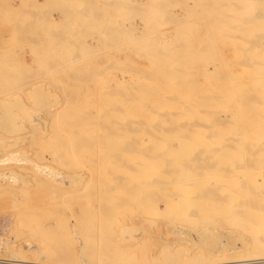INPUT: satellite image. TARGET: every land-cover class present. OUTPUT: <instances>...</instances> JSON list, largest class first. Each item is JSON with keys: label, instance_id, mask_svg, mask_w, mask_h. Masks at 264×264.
Wrapping results in <instances>:
<instances>
[{"label": "rangeland", "instance_id": "rangeland-1", "mask_svg": "<svg viewBox=\"0 0 264 264\" xmlns=\"http://www.w3.org/2000/svg\"><path fill=\"white\" fill-rule=\"evenodd\" d=\"M40 1H43V0H40ZM91 1L93 2V0H89L87 2V4H89V5L86 6V8L88 7V9H90V10L86 9V11H88L89 13L86 12V15L83 17L81 22L78 23L81 25V28L83 29V31L86 29L85 30L86 32H83L81 30L83 32V35L85 33L86 34L84 36H81L80 40L86 42L87 44L90 43L89 46L91 45L90 46L91 48H94V46L97 47L98 45H96V43L98 42L97 44H99V41H101V44H103V47H105L104 49L105 50L108 49L106 51L111 52V54H110L111 57H109V59L105 58L107 56L104 54L105 52H103V51H105V50L103 49L101 44L100 45H101L102 49H101V47L91 49L92 53H90V51H88L89 57L86 56L87 54H84L82 56L83 60L81 62L84 64L82 65V64H80L81 62L79 63L80 66L85 67L86 70H84V71H85V73L87 72L89 75L86 78L81 77L80 79H81V81L86 82L88 85L86 84L84 86H78V87L70 86V87H68V86H60V85L57 86L54 84V82L57 83V82H59V80L63 81V78H65L64 82L71 81L72 77L70 79V76H73V74H71L73 72H68L67 69H70L73 64L62 63V66H66L65 68L62 67L65 70H62V68L60 67L61 69L57 71V72H59L58 73L59 76L58 75L54 76V74L50 70L47 71L44 64L39 59H40V57H42V54L44 51L43 47L46 48V46H47V43H48V42H46L47 39H50L49 35H50V37L56 36L55 37V39H56L58 37V35L61 36L62 34H65L67 31H71V29L69 30L68 27H63L62 29L59 28L58 32H57L56 31L57 29L54 30L51 28V26H49L48 21H47L48 18H45V17L42 18V17H40L41 15L36 16V17L30 16V18L29 17L26 18L27 11H29V12L33 11V13L31 12L30 14L37 13L35 11V9L31 7V5L26 4V2H28V0L27 1L26 0H23V1L22 0H19V1L18 0H0V8H1L0 9L1 10L0 11V60H1L2 64L4 65L3 67H0V73L6 74L7 76H8V74L10 75L9 77H6V81L10 82L9 86L7 85V87H6L7 90L5 93L7 95L4 93L5 89L0 90V99H1L0 104H2L1 105L2 107H0V123H1L0 132L2 134V135L0 134L1 135L0 136L1 137L0 138V155H1V157L2 156L4 157L7 154H9V156H11L10 154L14 153L13 154L14 158L15 157H20V158L22 157L23 159H26L27 161L30 160L28 163H27V161L24 160L25 164L23 163L21 165L22 167L15 166V163L17 160L14 158L10 162L6 161L5 164H4V162H0V171L3 172L5 170L8 172V174H7L8 176L5 175V177H0V184L7 183L8 181L11 183L12 179H11V181H10V179H8L9 175L11 174L12 170L13 171L16 170L15 172H13L14 175H13V173L11 175L14 177V179L17 178V181L20 180L22 182V183H20L18 181L20 186L26 188L25 191H21L20 189L16 190V193H15L16 194V196H15L16 201H14L12 199V196L10 193V188L8 189L4 186H0V229H2V232L0 233V257L8 258V257H11V255H13L15 253L16 255H22L24 257H27L26 258L27 260H37L38 256L40 257L43 255L44 257L45 256L51 257V258H48L47 260H43V261L62 262L63 264L64 263L65 264H84V263L85 264H165V263L167 264V263L171 262V261H169L170 255L167 256V253H169L171 251L172 252L173 251H180L181 252V250H183V252H184V253L182 252L183 255L181 254L182 258L184 257L182 259V261L186 258L189 259L188 261L193 260V258L191 259L189 256H185L186 251H188V252L189 251L190 252H200V250H201L200 253H202V251H203L202 254L203 255L205 254V256H202V258L205 257L207 259V257H208V259H209V257L211 256L210 258H212V257L217 258V259H215V260H217V262H220V261L225 262L226 260L228 262L229 261L233 262L236 260H241V258H243V261H244V259L245 258L247 259V257L248 258L251 257V259H253V258L258 259L259 256L260 257L264 256V253H262V252H264V249H262V248H264V246H262V245H264V230H262V229H264V227L261 228V224L264 225V221H262V223L259 226H258L259 223L258 224L256 223L257 226L254 223L253 224L254 226H253V225H251L252 224L251 222L249 225V223L247 224V222L242 220V219L246 218V217L242 218L243 217L242 214L244 216H246L248 213H249L250 217L247 215L248 217L246 219H250L252 217H255L254 219H257L258 217L259 218L261 217L262 219H260V220H264V217H262V216H264V206H262V204H264V203H262V202H264V182H262V181H264V179H261L262 176L259 175V174L264 175V161H261V160H264L261 157V154H262V156H264V150H262V149H264V143H261L264 141L260 140L261 137L264 138V133H262V132H264V126H262V125H264V122H260L261 119H262L261 121H264V99H262V98H264V48H260L261 46H264V28H260V26H258V27L253 26L254 29L252 30V32H254V33L253 34L249 33V31H250L249 29H250V27H252V23L250 21V18L254 16V13L257 14V16H261L260 11H262V8H264V0H256V2H255L256 5H254L252 7L253 11L245 14V17L248 18L246 20H236L238 17H244V16L243 15L241 16L238 13H236L235 2H233V1L228 2L225 0H214V2L210 3L208 10H211L210 13L212 15L209 13V11H207V13L203 12V8L199 4L196 5V3L199 0H171V1L170 0H114V1L113 0L112 1L111 0H96L95 2H97L98 5H95L96 3L93 2L94 6L91 5L92 4ZM109 1H111L113 4L108 5ZM119 1H120V3H118ZM210 1L211 0H209V2ZM220 1L224 2L225 4H223L219 8L218 3ZM231 2H232V5H231ZM257 2H259V3L257 4ZM261 4H262V6H261ZM188 6H190V7H188ZM109 7L111 8L110 18L106 21H103L104 16H102V14L104 11L108 12L107 9H109ZM52 9H53V7H51V6L48 8V10H52ZM5 11H7L8 14H3ZM93 11L95 13V15L93 14L94 16L92 15ZM16 13H17V15H16ZM51 13L59 21L60 20L64 21L63 18H61L63 16H62V14H60L59 11L53 9V12L51 11ZM197 13H199V15ZM203 14H204V16H203ZM3 16H5V17H3ZM178 16L180 18L181 17H185V18H182V19L179 18V21L177 22L176 20L178 18H176V20H174V18L178 17ZM209 17H211V19ZM219 17L221 18V20H224V17H225V19H229V20L221 21ZM204 18H205V20H204ZM207 18H209V19H207ZM217 18H218V21L215 20ZM39 20H40V22H39ZM196 20L199 22H197ZM102 21L104 22L103 24L105 26L102 28L96 27L99 24H101ZM190 22H191V25H190ZM235 25H236V27L233 28ZM35 27H37V29ZM71 27L73 28L72 25H71ZM71 27H69V28H71ZM125 27H126V29H125ZM129 27H131V29H129ZM31 28L33 29L32 31H30ZM132 28H134V29H132ZM135 28H136V30H135ZM212 28H213V30H212ZM97 29H98V31H96ZM108 29H111V35L112 36L110 37V35H109V37H101L100 36L101 33L107 32ZM244 29H246L248 31V34L246 36H244V31H243ZM205 31L210 32V34L207 33V37L209 38V41H210L209 42L210 43V49H208V50L207 49L205 50V48L202 49V47L196 45L198 42L197 39L200 38L201 34L202 35L205 34ZM214 31H216V32L214 33ZM62 32H64V33H62ZM211 32H213V34H214V36L212 34V37L215 39H218V40H219V38L225 37V36L228 38L230 36L232 37L234 35L239 36L241 44H239L238 49L241 50L243 54L241 53V51L237 52V46L234 44V42L229 44L232 48L228 45L229 47L223 46V48L226 47L227 50H226V48L224 49V51L218 50L220 48L221 49H223V48H222V46L213 44L216 40H213V38L210 36ZM53 33H55V35ZM198 33H200V35L197 36ZM39 35H41V36H39ZM67 35H68L67 40L69 39L70 41H72L73 39H71L72 37L70 36V34H67ZM96 35H97V37H96ZM26 36L28 38H26ZM30 36H31V38H30ZM215 36H217V37H215ZM68 37H70V38H68ZM93 37L96 38L95 39L96 41L94 40ZM98 37L99 38L101 37L102 39L100 38V40L97 41L99 39ZM196 37H198V38H196ZM84 38H85V40H84ZM165 38L169 44H171L172 42H175L176 44H180L183 47V51H185V53L182 54V57H183V55H184V57L186 56L185 54H186L187 49H193L195 51V54H193L194 61L189 63L186 60L182 59L183 61L180 60L178 63L174 62L175 69H170V67H169L170 58L169 57L171 55L167 54L169 51L168 48L170 49V45H169L167 48L163 47L160 50V52L163 53V55H164L163 57L169 58L168 59L169 61L165 60L164 62H161V63L152 62V57H154L152 54V53H154V51H153L154 45L156 44V42L158 40L165 39ZM31 39L35 40V41H31V43L33 44L35 49H33V47L29 44V41ZM252 39H253V42H252ZM136 40H138V44H136V42H137ZM212 41H214V42H212ZM72 42L75 43V40ZM195 42H196V44H195ZM74 43H70V44L67 43L68 45L66 44L67 46H66L65 50L66 51H74L73 50L75 47L73 45ZM190 43H192V44H190ZM254 43H255V45H252ZM259 43L261 46L259 45ZM92 44H94V46ZM192 46H198V47H196V49H195ZM217 46H219L220 48ZM253 46L255 47V49ZM7 49H9V50H7ZM19 49H21V50H19ZM99 49L101 51L103 50L102 51L103 53ZM109 49H111V50H109ZM213 49L218 51V52L214 51ZM10 50H12V51H10ZM95 50H97V51H95ZM98 50L102 54H104L105 56L103 55L101 57L102 54L99 53ZM232 50L234 52H232ZM208 51H210V52L213 51L212 52L213 55ZM223 52H224V54H223ZM208 53H210L211 55L210 54L209 55L212 57L206 56V55H208ZM218 53H220V55L222 54L223 59H222V56H220ZM237 53L239 54V56ZM8 54H9V56H8ZM20 54H22V56ZM18 55H20V56H18ZM215 55L218 56L219 58L217 57V59H216ZM15 56H17V58L19 60ZM241 56H243V60L241 59L242 58ZM244 56L245 57L247 56L246 58H248V59L245 60ZM91 57H92V59L89 60V58H91ZM177 57H179V56H177ZM206 57H208V58H206ZM209 58H211V59H209ZM10 59H11V61H9ZM14 59H17L18 61L14 60ZM22 59L26 63V66L21 65V63L19 62ZM86 60H88V62ZM102 60L103 61L105 60L104 61L105 63ZM109 60H110V62H109ZM220 60L222 61V64H223V62H226V61H227L226 63H228V62L230 63V64L228 63V66L226 65V63L224 64V66L221 65L223 67L221 68L222 71L220 73H223V71H225L223 74H219V72H217V71H220V68H215V67H219L218 65L221 64ZM211 61H212V63H211ZM217 63H218V65H217ZM69 64H71V65H69ZM213 64H215V65H213ZM107 65H109L108 68H107ZM225 65L227 67H230V68L227 69ZM252 65L256 67L254 73L257 76H255L256 78L253 77L254 79H256L255 81L252 78V76L249 75L250 73H252V71H250V67ZM67 66H68V68H67ZM112 66L113 67L117 66V67H115L113 69ZM119 66H121V67L123 66L122 69L124 68L125 70L123 69V71H122L121 67H119ZM158 66H162L164 69L159 68ZM137 67H141L142 70L141 69L136 70ZM178 67H179V69H178ZM224 67H225V70H224ZM202 68L203 69L208 68L206 71L207 75L205 73H203V72H205L204 71L205 69L203 70ZM213 68H215V69H213ZM137 69H139V68H137ZM39 70L44 71L43 75L47 72L48 73L43 76L42 71H39ZM97 70H99V71H97ZM101 70H102V72H101ZM120 70H121V72H123L122 74L120 73ZM227 70L231 71L230 73H228L229 78H228V74H225L228 72ZM234 70H236V71H234ZM162 71H164V72H162ZM60 72L63 74L60 75ZM180 72H184V73H180ZM161 73H168V78H166L167 76H165V77L161 76L160 75ZM194 73H196V74H194ZM143 74H145V77ZM176 74L178 77H176ZM192 74H193V76H192ZM224 74H225V76H224ZM241 74L244 75V82L242 84H244V83L247 84L246 89H244L245 91L242 90L241 93L243 92L246 95L245 97L248 99L242 98L244 96L243 93H242V95H243L242 97H241V95H238L236 97L235 92L234 93L232 92V91H235L237 88H238L237 90H241V88L242 89L244 88L245 84H244V86L241 85L242 87L241 86L235 87L236 86L235 85L234 89H232L233 88L232 85H233V83L236 82V79L238 78V76L239 77L243 76ZM194 75L197 79L194 78ZM219 75H221V76H219ZM29 76L31 77L30 79L28 78ZM60 76H61V78H60ZM112 76H114V78H112ZM138 76L139 77L142 76V77H140L141 79L138 78ZM203 76L208 77V79H210V80L205 79V77H203ZM230 76H231V78H230ZM236 76H237V78H235ZM245 76L247 78L251 77L253 79L252 81H254V82L250 81L251 78H249V81L252 82V84L249 83V81L247 80V78ZM23 77H25V78H23ZM33 77H37V78L33 79ZM52 77H53V79H51ZM191 77H193V78L191 79ZM218 77H223V79H225V81L222 78H218ZM7 78H8V80H7ZM211 78L215 82H213L211 80ZM259 78H260V81L258 80ZM54 79H56V81ZM66 79H67V81H66ZM80 79H79V81H80ZM202 79L203 80L205 79L204 81H206V80H208V81L204 82V81H202ZM214 79H216V80H214ZM17 80L20 81L21 85H20V83H18ZM25 80H26V82H25ZM42 80H44V81H42ZM193 80L195 82L197 80L200 81V83L203 82L202 83L203 87L201 85H200V87L197 86L199 83L197 82V85H196V83ZM220 80H222L223 82H221ZM21 81H24L25 84H22ZM27 81L30 84L27 83ZM118 81L122 82L123 84L118 85L117 84ZM38 82H40V83H38ZM42 82H43V84L44 83H47V84L50 83L48 86H47V84L45 86V87H48L47 90H49L50 92H48V93L43 92L44 90H46V88L43 87L44 85L42 84ZM212 82H213V84H210ZM51 83L54 84V86L51 85ZM95 83H97V84H95ZM205 83H206V85H205ZM229 83L232 84V85H230V86H232V87H230L232 91L231 90L228 91ZM131 84H133L132 86H135V87H132ZM32 85H34L35 87ZM94 85H96V87ZM111 85H113V86H111ZM30 86L34 87V88H31ZM108 86H110V87H108ZM10 87H13V88L11 89ZM24 87H27V88H24ZM28 87H30V88H28ZM220 87H222V88H220ZM202 88H204V91L205 90L207 91L208 89L210 90L211 88L213 90L211 89L212 92L210 91V94H208L209 92H207V94H206L205 93L206 91L204 92L202 90ZM218 88H220V89L217 90ZM25 89H27V90H25ZM62 89L66 92L68 90H72V91L76 90L77 92L74 95H67L62 91ZM89 89H90V93H88L87 96L84 95L83 93L87 90L89 92ZM136 89H138V90H136ZM195 89L197 91L198 90L199 91L194 93ZM215 89H216V91H215ZM30 90H31V93H30ZM97 90H98V93H97ZM201 90L207 96L209 95L210 99H212V100H210L206 95L203 96V93L200 92ZM222 90H224L223 92H225V94L220 93ZM7 91L9 93H12V94H8ZM20 91H21V93H20ZM107 91L110 93H106ZM114 91H117V92H114ZM128 91H130V93ZM142 91H144V92L142 93ZM145 91H146V93H145ZM183 91H185V92L183 93ZM192 91H194V92H192ZM93 92H95L96 95ZM178 92H180L181 94H179ZM215 92L218 93V94L217 93L216 94L219 97H216L217 95H214ZM247 92L251 93L255 97L250 98L251 95L248 94ZM227 93H228V95H227ZM20 94H21V96L19 98L18 95H20ZM163 94L164 95L166 94L165 97L168 96L167 100ZM182 94H183V96H182ZM196 94H198V95L200 94L201 97L196 95ZM1 95L2 96L4 95V96L2 97ZM8 95H10V97ZM210 95L212 96V98ZM223 95H227L228 97H231V98H233V97L236 98L235 100L233 99L234 100L233 104L235 103V101L238 103L233 105L232 102L231 103L229 102L228 97L223 96ZM16 96H18L17 97L18 99H21L23 97L22 101L21 100H18V101L17 100H10V99H14V98L17 99ZM100 96H103V97H100ZM213 96L217 99L215 100V98H213ZM239 96L242 98L241 99L242 102L239 101L240 100ZM4 97L6 99L3 100ZM147 97L150 100L149 102H147L148 101ZM192 97H194L195 101L192 99ZM203 97H206V98L204 99ZM56 98H58L57 101H56ZM70 98H73V99L75 98L78 100L73 101V99H70ZM83 98H92L94 100L93 101H91L90 99L89 100H83ZM99 98H109V101L105 102L103 100H96ZM121 98H125V101L123 100L124 102H122L121 100H119ZM155 98H157L156 101L157 100H162V101L161 102L157 101L158 102V104H157V102H153V100L155 101ZM158 98H161V99H158ZM168 98H169V100H168ZM170 98H171V100H170ZM177 98L178 99L180 98L179 100H180V104L181 105L183 104L182 106L179 105V103H178L179 101ZM186 98H187V100H186ZM189 98H191L192 100ZM196 98H198L197 101H196ZM202 98L204 101L202 100ZM231 98H229V99H231ZM256 98H258L260 101ZM8 99H9V101H8ZM117 99H118V101H117ZM151 99H153V100H151ZM174 99H176V101ZM207 99H208V101H210L209 103H207V101H206ZM243 99H244V101H243ZM23 100H24V102H23ZM257 100H258V103H257ZM86 101L88 103H86ZM164 101H165V103L167 101L168 104L167 103L166 104L168 105V107H169V105L171 108L173 107V109L175 110L174 111L172 109L174 111V114H171L173 112L169 111V110H171V108H168V109L166 108L167 105L165 106ZM170 101L172 102V104L169 103ZM174 101H175V103H174ZM198 101H201V102H198ZM214 101H216L215 107L213 106V104H212V106L207 105V104L215 103ZM8 102H10V103L12 102V103L10 104ZM143 102H146V104L143 105L144 104ZM192 102H194L195 105L192 104ZM246 102H248V103H246ZM136 103L137 104L139 103L138 107H136L137 106ZM154 103H156L157 105ZM161 103L164 105V107L161 106L162 105ZM176 103H178L179 106H177ZM198 103L200 105L197 106ZM241 103H243V104L241 105ZM3 104H5V105H3ZM74 104H75V107H74ZM81 104L84 108L79 106ZM147 104H148V106H146ZM218 104L220 106H218ZM230 104L233 106H231ZM251 104H254L256 106L252 105V107H251L250 106ZM77 105H78V107L76 108ZM114 105H115V107H117V106L118 107L116 109H114L115 108V107L113 108ZM131 105H134L133 108ZM139 105H140V107H139ZM155 105L158 107H156ZM159 105H160V108H159ZM247 105L250 106L252 111L250 109L247 110L249 107V106L247 107ZM7 106H9V107H7ZM209 106H210V108H208ZM240 106H242V108ZM64 107H65V109H64ZM108 107H109V109H108ZM126 107H128V108H126ZM177 107L178 108L183 107L185 110L183 108H181V109L179 108L180 109V111H179V109ZM204 107H205V109L202 110L201 108H204ZM220 107H222L221 111L225 109L223 111L224 113L219 111ZM255 107H257V108H255ZM15 108H16V110H15ZM134 108H136V109H134ZM137 108L139 110L144 111V112H140ZM142 108L147 109V111L143 110ZM175 108H177L178 111ZM199 108L202 111L199 110ZM216 108H217V110H216ZM227 108H229V110H231L233 112H231V111L228 112ZM207 109H208V111H211L213 109L215 112L213 110L211 112H208ZM234 109H235V111H234ZM245 109H246V112H244ZM254 109H255V111H254ZM164 110L165 111L168 110V112H166V114H165ZM158 111H163V113L158 112ZM126 112H127V115H126ZM157 112H158V114H157ZM86 113L92 114V115H90L91 118L89 116L90 121L87 119L88 116H86L87 118L85 116H83V115H86ZM115 113L118 114L117 115L118 119H117V117H115L116 115L114 116ZM130 113L132 115H130ZM134 113H135V115L133 117ZM144 113L147 115L149 114L148 115L149 117H147ZM150 113H152V115ZM161 113L164 115H162ZM243 113L246 114L245 115L246 118L243 115ZM253 113H254V117H252ZM13 114L15 116H13ZM79 114H81L82 116L80 117ZM229 114H231V115L229 116ZM237 114H238V116H240V118L237 117ZM68 115H72V116H69V118H68L67 117ZM208 115H209V117H208ZM242 115L244 118L242 117ZM150 116H151V118H150ZM249 116H251V117L249 118ZM255 116L258 118H256ZM42 117L44 118V120ZM74 117L77 118V121L74 120L75 119ZM159 117H161V118H159ZM172 117H175V118H172ZM260 117H261V119H260ZM39 118L41 119V121ZM126 119H127V121H126ZM166 119H168V120H166ZM9 120L13 124L9 123ZM78 120H81L80 123ZM114 120H116V121H114ZM154 120H156V121H154ZM193 120L195 121V124H192V123H194ZM75 121H76V123H75ZM180 121H182V123H180ZM199 121H200V123L202 122L203 125L200 123L198 125L197 122H199ZM221 121H223V122H221ZM257 121H258L257 126H259V127L256 126ZM124 122H126V126L128 125V123H129V125L126 127ZM156 122H158V123H156ZM178 122L181 124V126L179 125ZM254 122H256V123H254ZM19 123L22 125H20ZM36 123H37V125H36ZM41 123H42V125L44 124L42 127H41ZM205 123L208 125H206ZM244 123H245V125H244ZM115 126H116V128H115ZM162 126H164V129ZM167 126L168 127L170 126V128H168ZM173 126H175V127H173ZM8 127H9V129H8ZM161 128H162V130H161ZM165 128H168V129L165 130ZM243 128L245 130L250 129V131L245 132L243 130ZM251 128H252V131L257 129L258 132H257V130H255V132H252ZM56 130H57V132H56ZM70 130L72 132H70ZM74 130H76V131L74 132ZM111 130L113 133L111 132ZM61 131H63V132H61ZM109 131L111 132V134H109L110 133ZM60 132H61V135L63 134V136L59 135ZM76 132H77V134H76ZM238 132H239V134H238ZM240 132H241V134H240ZM243 132H245V133L243 134ZM247 132L249 134H246ZM250 132H252V133H250ZM103 133H104V135H103ZM253 133L255 134L254 137L251 136V134L254 135ZM256 133L257 134L261 133L258 135L260 138L256 137V135H257ZM95 134L98 137L95 136ZM105 134H106V136H105ZM206 134L208 136H206ZM213 134H215V135H213ZM245 134H246V136L247 135L248 136L250 135V136L245 137L244 136ZM20 135H21V137H19ZM22 135L25 136V138L27 135V138L25 139ZM14 136H17V137H15L16 140H13V142H12V140H10V139L14 138ZM44 136H46V138H44ZM66 136H67V138H66ZM70 136L73 139H74V137H76L75 139H78L82 143L81 142L77 143V140L76 141L73 139L70 140L71 139ZM92 136H94L93 140L99 139V141L101 140L104 142V140H105L106 142L102 143L100 141V145H99V141L95 142L96 141L95 140L94 141L95 143H94V142H92L93 141ZM108 136H110L111 138H114V141H113V139L111 140V138ZM219 136L222 137L223 139L219 138ZM236 136H238L237 141L235 140L237 138H232V137H236ZM7 137L11 142L9 140H6ZM40 137L42 140L43 139L44 140L42 141L40 139ZM47 137H49V138H47ZM78 137L79 138L83 137L84 138L83 141H82V139H79ZM118 137L119 138L121 137V138L117 140ZM243 137H244V139H243ZM217 138H218V140H217ZM249 138L254 142L255 141L256 142L261 141L259 143L262 145V149H261L260 144H259V147H257L258 144L255 142L253 145L254 147H253L252 141L247 140V142L249 141L248 144L251 145V146L249 145L251 147V149L252 148L257 149V150L252 149V151L254 150L257 152L254 153V151L252 152L250 149H248L247 147H249V146H248L245 139H249ZM45 139H46V141H45ZM68 139L70 140V143L68 142ZM122 139H124V141H123L124 143H126L125 141H127V142L129 141L130 143L128 142L126 144V147H125L124 144L122 143ZM220 139H222L221 143L223 145L227 142L229 145L226 143V146H228V147L232 146V149L226 148V147H221L223 145L219 146L221 144L219 141ZM231 139H232V141H231ZM253 139H255V140H253ZM2 140H3V142H2ZM5 140L9 141V142L6 143ZM184 140H185V143L183 142ZM189 140H190V142H188ZM216 140L219 143H217ZM233 140H235V141H233ZM241 140H243V143L245 144V147L244 146L243 147L248 149V151H246V149H244L245 153H243L244 152V150H243V152L241 153L242 155L239 154L242 151L240 148H243L242 145H244ZM262 140H264V139H262ZM27 141H29V142H27ZM39 141H41L42 143L41 142L39 143ZM229 141L231 144L229 143ZM240 142L242 143V145ZM68 143H69V145H68ZM72 143L74 144V146ZM75 143H77V144H75ZM119 143L120 144L122 143L121 145H123V146H121V148L119 147L120 146ZM179 143H181L183 145L180 146ZM234 143H236V144H234ZM79 144H80V146H78ZM116 144H119V146L118 145L116 146ZM255 144H256V146H255ZM32 145H35V146H32ZM52 145L53 146L58 145V146L53 147ZM111 145L113 147H115V149H113V147ZM127 145H128V147H127ZM129 146H130V148H129ZM184 146H185V148H184ZM25 147H27V148H25ZM30 147H32V148H30ZM56 147H60L62 149V150L60 149V151H59L60 155H59V152H58V154L55 153L54 149ZM70 147H72L73 149L71 150ZM93 147H94V149H93ZM103 147H105L106 150H105V148L102 149ZM117 147H119V148H117ZM123 147H124V149H122ZM132 147H134V148H132ZM79 148H80V151H79ZM86 148H88L90 150H88ZM224 148H226V150ZM6 149L10 153L9 152L6 153L5 152ZM33 149H35V151ZM81 149H83V150H81ZM107 149H109V151L107 152L108 155H107V153H105V151H107ZM112 149L114 151H112ZM121 149L124 151H122ZM196 149H197V151H199L200 154H198L197 152H194V151H196ZM229 149H231V151ZM91 150H93V151L90 152ZM102 150H104V151H102ZM228 150L230 151V155L232 153L231 157L236 156L234 159H236L238 157L237 158L238 161H236L237 159L235 161H231L233 158H228V157H230V155L228 154V152H229ZM258 150H260L261 152H259ZM23 151H24V153H28V154L25 155L23 153ZM38 151H39V153H38ZM76 151H77V153H76ZM88 151H89V153H88ZM98 151L99 152L101 151L102 154L105 153V155L109 159L108 158L106 159V156H103L104 154L101 156V153H99ZM222 151H223V154L227 151L226 152L227 156L229 155L228 157H225L226 156V153H225V155L222 156L223 160L228 158V160L227 161L225 160V162L222 159H221L222 161H219V159L222 155V154H220V152L222 153ZM15 152H17V153H15ZM20 152H21V155H19ZM124 152H126V153H124ZM192 152L195 153V154L193 153V155L195 157L192 155ZM92 153H94V154L99 153L98 158H97V154L95 155L96 156L95 157V156H93L94 154H92ZM253 153L255 155L259 154V157L254 156ZM35 154H37L38 156L40 155L39 156L40 158L37 155L35 156ZM149 154L151 157L152 156L153 157L151 158L149 156ZM203 154H205V156ZM208 154L210 156H207ZM23 155H25V156H23ZM57 155H58V157H57ZM251 155H253V159L255 161H253L251 159V157H252ZM110 156H113V157H110ZM114 156L116 158H114ZM191 156H192V158H191ZM34 157L39 158V159H36L37 161H35ZM128 157L130 158V160ZM240 157H242V158L248 157V160L246 159V161L248 163ZM254 157H256V159ZM32 158L34 161V165L36 162H37V164L39 162V164L38 165L36 164L34 166L33 162H32ZM259 158H260V160H259ZM61 160H63V161H61ZM64 160H66V161H64ZM213 160H214V162H212ZM249 160H250V165H249ZM21 161H23V160H21ZM201 161H204V162L200 163ZM205 161H207V163ZM30 162H31V164H30ZM195 162H196V164H195ZM218 162H220V163H218ZM236 162H238V163H236ZM209 163L211 165H209ZM226 163H227V165H226ZM10 164L14 165V166L5 168L6 165H10ZM202 164L203 165L206 164V167H207V165H209V166L207 168L200 167V166H202ZM214 164L216 165V167ZM245 164H246V166L244 168ZM46 165L49 168H51L50 170L52 172L51 173L52 175L50 174V175L44 176V178L46 179V180H44V179L39 178V177H41L40 176L41 174L39 172L40 171L39 167H43ZM92 165H94V166H92ZM158 165H160V166H158ZM219 165L220 166L222 165L223 167L222 166L220 167ZM37 166H38V168H37ZM224 166H226V167H224ZM229 167H231V168H229ZM92 168H93V170H90ZM195 168H198V169H195ZM221 169H223L225 171L228 170L227 172H229V173L226 172V174H225L224 173L225 171H223ZM232 169H233V172H232ZM246 170H247V172H246ZM143 172H144V174H143ZM222 172H223V174H222ZM80 173H81V175H80ZM100 173H102V174H100ZM257 173H258V175H257ZM145 174H146V176H145ZM202 174H205V175H202ZM234 174H236V175H234ZM23 175L25 177L31 176L33 178H32V180H27L25 183V182H23V177H24ZM34 175L39 176V177H37L38 179H35ZM98 175H101L103 177H101V176L98 177ZM241 175H243L244 177H242ZM95 176L98 177L97 181H96ZM230 176H232V177H230ZM69 177L71 179H69ZM85 177H86V179H85ZM92 177H93V179L94 178L95 179L93 180ZM156 177H157V179H156ZM99 178H102L101 180H103V181H101ZM147 178L151 179L150 181H152L153 183L150 182ZM190 178H192V179H190ZM234 178H236V179L238 178L237 182H236V179L234 180ZM253 178H255V179H253ZM61 179H66L67 183L66 182L63 183L62 181H60ZM87 179L89 180V182H86V181H88ZM98 180H100L102 183ZM140 181H144V182L142 183ZM164 181H166V183ZM170 181H172V182H170ZM69 182H71V183H69ZM149 182L151 185L149 184ZM188 182H190V183L188 184ZM73 183H74V185H72ZM99 183L103 184V186ZM173 183L175 185H173ZM237 183L239 184L240 189H238L239 186H237V188H235L236 187L235 185H237ZM50 184H56L59 186L55 185V187H53ZM65 184H67V185H65ZM203 184H205V185H203ZM209 184L212 187V189H211V187L209 188V189H211L210 190L211 192H213V193L217 192L219 194L221 192V193H223V195L224 194L226 195V196L224 195L225 198L223 200H221L222 207H226V208H223V209H225L223 212H222L223 209H221L222 207L221 206L219 207L218 205H220V204H218V203H217L218 204L217 207H219V209L217 208L218 210H215L216 205L214 206V204H216V203L213 204V207L215 209H212V207H211L212 204L208 205L209 207L205 206V207H207L206 209H208V208L210 209V210L209 209L208 210L211 213H204L205 207L203 209V207L199 206L201 208L200 209L199 207H192L191 208L189 205H186V204H188V200H193L194 198H196V196L197 197L199 196L198 193H200V191L202 190L201 187L207 188ZM227 184H229V185H227ZM246 184H249V185H246ZM60 185L62 187H60ZM165 185H166V187H165ZM206 185H207V187H204ZM221 185H223V186H221ZM46 186H48V187L46 188ZM65 186H67L68 189ZM167 186H170V187H167ZM250 186H251V188H250ZM52 189H54L55 192H53ZM95 189H96V191H95ZM158 189H160V190H158ZM209 189H208V191H209ZM235 189H237V190H235ZM258 189L261 191H259ZM42 190L44 192V195H41V194H43V193H41ZM74 190H76V191H74ZM77 190H79V191H77ZM92 190L94 191V193H92L93 192ZM165 190L167 193L165 192ZM255 190H257L258 192ZM32 191L33 192L35 191L36 193L35 192L32 193ZM80 191H81V193H79ZM90 191H92V192L90 193ZM155 191L157 192L156 194H155ZM160 191H162L161 193L164 194L163 196L160 195L161 194ZM238 191H239V193H238ZM75 192H77V193H75ZM97 192H99V193L97 194ZM256 192L258 193V195ZM54 193H56V194H54ZM86 193H88V194H86ZM158 193H160V194L157 195ZM171 193H172V195H171ZM230 193H231V195H229ZM237 193H238V195L239 194L241 195V196L239 195V197H236L238 201L235 198ZM32 194L34 195V197ZM61 194H63L62 198L60 196ZM165 194L166 195L169 194L171 198L168 197L169 195L165 196ZM177 194H179V195H177ZM80 195H81V197H80ZM89 195H91V196H89ZM103 195H104V197H103ZM132 195H134L135 197H133ZM209 195H210V193H209ZM99 196L103 197V198L100 197V200H104L102 203L97 200V198L99 199ZM148 197H149V199H148ZM166 197H167V202H169V203H170V201H168L169 199L172 202L174 200V203L171 202L172 207L170 206L169 203L166 202V200H165ZM78 198H80L82 201ZM85 198H87V199L85 200ZM93 198L95 200H93ZM238 198L240 200H242V199L243 200L240 201ZM150 200H152V201H150ZM77 201H78V203H77ZM79 201H81V202H79ZM236 201L240 202V206L235 205ZM244 201H247V203L248 202L249 203L246 204V202H244ZM20 202H21V205H23L25 203L26 206H24V205L21 206ZM241 202H244L246 205L241 203ZM252 202L254 204H252ZM14 203H17V204L19 203L18 204L19 207L17 206V204L14 206ZM27 203H29V204H27ZM30 203H32V204H30ZM64 203H65V205H64ZM79 203H81V205L86 203V206H84V205L81 206ZM146 203H147V205H144ZM175 203L177 205L173 206V204H175ZM178 203H181V204H178ZM97 204H99V205H97ZM105 204H106V208L104 207ZM148 204H151L152 206H150V205L148 206ZM250 204H252V206H253L252 208H250ZM260 204H261V206H260ZM72 205H73L74 209L72 208ZM102 205H103V207H102ZM223 205H225V206H223ZM230 205L232 206V208ZM234 205H235V208L233 209ZM99 206H101L102 209H100L101 207H99ZM143 206L144 207L148 206V208H142ZM87 207H90L91 210L88 209ZM160 207H161V209H157ZM182 207H183V209H181ZM185 207H188V208H185ZM246 207L247 208L249 207L248 210H250V211H248L246 209V211H248V213L245 215L244 210ZM66 208H69L68 210L70 211V213L72 212L73 214L72 213L70 214ZM80 208H81V210H80ZM184 208H185V210L186 209L187 210L185 211ZM198 208H199V210H198ZM240 208H243L241 210V215L240 214L237 215L239 212L238 213L234 212L236 214H234L233 211H232V214L229 213V212H231V210L237 211ZM96 209H97V211L101 210L102 213L100 214L101 211L97 212ZM104 209H105V211H104ZM151 209H153V210H151ZM206 209H205V212H208ZM258 209H261V210H258ZM64 210H66V211L64 212ZM79 210H80V212H79ZM144 210H146V211H144ZM154 210L157 212L154 213ZM167 210L168 211L170 210V212H168ZM103 211H104V213H103ZM200 211H202V212H200ZM49 212L51 213V215ZM77 212H78V214H77ZM177 212H178V214L179 213L183 214L185 212V214L184 215H182V214L178 215ZM221 212L223 214L225 212V215L223 216L224 218L220 216V214H222ZM257 212H258V215L256 214ZM59 213L61 214L60 217H59ZM97 213L99 214L98 217H101V218L97 217V215H98ZM228 213H229V216H228ZM251 213L252 214L255 213V214H253V216H252ZM67 214L71 217H74V220H78L80 222L71 221V219H73V218L69 217ZM104 214H106L107 218H110V216H111V219H108L109 221L106 220V218H105L106 216ZM109 214H110V216H109ZM215 214H217V215H215ZM259 214L261 216H259ZM218 215L220 216V218H218ZM233 216H234V218H233ZM238 216L241 219H239ZM256 216H258V217H256ZM75 217H77V219ZM226 217H227V219H226ZM9 218L11 219V221L8 220ZM66 218H68L70 221L67 222L68 219H66ZM97 218L100 220L98 221ZM102 218H104L105 220L104 219H103L104 221L101 220ZM44 219H46V220L44 221ZM48 219H50V220H48ZM220 219L222 221H220ZM39 220H41V223ZM82 220H86V221L81 222ZM241 220L245 223V226H246V224L248 225L246 227L243 226V227H245L244 229L242 226H239L243 223V222H241V223L239 222ZM32 221H35V222L39 221L40 225L43 222L44 223L41 226H39V223L36 222L38 224V227H39V228H37L36 227L37 225H34L35 223ZM54 221H56L57 224L59 223L58 225L56 224L59 228V229L57 228L58 231L56 230L57 226L55 225L56 222H54ZM90 221H92V222H90ZM106 221H108V222L106 223ZM200 221L202 222V224ZM203 221H205V222H203ZM206 221L210 222V223H207ZM5 222H6V225H4ZM70 222H72V223H70ZM75 222H76V224H75ZM86 222L88 224H85ZM221 222H223V224ZM237 222L240 224H238ZM83 223H84V225H82ZM205 223H206V225H204ZM233 223H235L234 228H233ZM224 224H225V227H223ZM229 224H230V226H229ZM236 224H238V226H236ZM3 225L5 228L3 227ZM49 225H50V227H48V229H46V227ZM52 225H54V227H51ZM60 225H63L64 227L60 226ZM6 226H7V228H6ZM179 226H181V227H179ZM239 227H241V228H239ZM250 227L253 228L252 230L255 229V231H253V235H254V232L259 231V233H261L260 235L255 233V234H257L256 235L257 237L259 236L258 239L260 238V240H261V241L259 240L260 243H259L258 239L255 237V235L254 236L251 235L252 230ZM257 227H259V229L260 228L261 229L258 230ZM42 228H44V229L42 230ZM3 229H5V230H3ZM52 229H54L55 232ZM29 230H31V231H29ZM46 230H48L47 231L48 234H50L49 232H51V233L53 232V235L50 234L48 236H51L52 238L54 237V235L56 236L55 238H53V240L55 242L53 241L54 243H52L53 244L52 248H51L50 244L48 245L47 243H44L42 241L43 235L44 236L47 235V234H45V233H47V232H45ZM49 230H51V231H49ZM39 231H40V233H39ZM56 231L58 232V234L60 232V234L59 235L56 234ZM42 232L44 234H42ZM34 233H35V235H34ZM247 234H249V235H247ZM38 235L40 238L38 237ZM110 236H111V239H110ZM86 241L91 242V244H89L87 247V248H89L88 250L90 251V253H88L89 251L85 250L86 247L84 248V246H87L84 243ZM222 241L224 242L225 245L223 244ZM246 241L248 244L246 243ZM251 241H252V244H250ZM107 243H109V244H107ZM34 244L39 246V248L41 249L40 251L43 252V253H41L42 255L40 254V252L38 253V250H37V252H36V250H34ZM54 244H56L57 246H55ZM59 244H61V245L59 246ZM45 245H47V246H45ZM90 245H94V246H91V247H93L92 250L90 249ZM100 245L101 246H103V245L108 246L109 245L107 248L105 246H103L105 248L104 251H106V249H107V251H109V253L104 252L101 255V250H103V247H101ZM111 245H113V246L111 247ZM252 245L256 246L253 248L254 249L253 252L256 251L255 249H257L256 252L258 254L255 255L256 252L253 254L252 250H251V253L247 252V251H250V248L252 249ZM44 246H45V248H44ZM82 246H83L84 250H83V253L80 254ZM221 246H223V247H221ZM249 246H251V247H249ZM113 247L115 249L116 248H118V249L113 250ZM100 248H101V250H100ZM121 248L124 249L125 251L123 250L124 252L119 254L120 252H122ZM260 249H261V251H260ZM55 250H57V251H55ZM33 251H34V253H33ZM53 251L57 252L56 256L59 253V255H58L59 257H56V259L54 258L55 255L52 254ZM63 251H64V253H63ZM112 251H114L113 255L110 253ZM238 251H239V253H237ZM242 251H243V253H245L247 255L246 256H240V254H242ZM11 252H12V254H11ZM60 252L63 253L62 256H60L61 255ZM105 253L112 255V257L105 254ZM163 253H164V255H163ZM259 253H262V254H259ZM222 254H224V255H222ZM107 256H109V257H107ZM166 256L169 258V260H168V258H166ZM236 256H238V257H236ZM60 257H61V259H58ZM226 257H228V258H226ZM230 257H231V259H230ZM52 258H54V260ZM187 259L184 261H187ZM232 259H234V260H232ZM58 260H61V261H58Z\"/></svg>", "mask_w": 264, "mask_h": 264}, {"label": "bare ground", "instance_id": "bare-ground-1", "mask_svg": "<svg viewBox=\"0 0 264 264\" xmlns=\"http://www.w3.org/2000/svg\"><path fill=\"white\" fill-rule=\"evenodd\" d=\"M18 1H19V0H18ZM22 1H23V0H22ZM26 1H27V0H26ZM88 1H89V0H43V1H40V0H28V2H26V4L31 5V7L34 8L35 11L37 12V13H35V14H30L31 12L33 13V11H30V12L27 11V13H26V18H28V17L30 18V16H34V17H36V16H40V15H41L40 17H42V18H43V17L48 18L47 21H48L49 26H51V28L54 29V30L57 29V30H56L57 32H58V29H59V28L62 29L63 27H68L69 30L71 29V31H67V32L65 31V32H66L67 34H70V36L72 37L71 39H73L72 41L75 40V43L72 42V41H70L69 39H68L69 41L67 40V36H68V35H67L66 33H65L66 35H65V34H62L61 36H59V35L57 34L58 37H57L56 39H55L56 36H51V37H50V35H49V38H50V39H47V41H46V42H48V43H47V46H46V48L43 47L44 51H43L42 57H40V59H39V60H41V62L44 64V66H45V68L47 69V71L50 70V71L54 74V76H57V75H58V73H59V72H57L58 70H60L62 67H64V68L66 67V66H62V63H71V64H73L72 67H71L70 69H67L68 66H67V68H66L68 72H73V73H71V74H73V76H70V75H69V76H70V79H71V77H72V80H71V81H68V82H64L65 78L62 77V78H63V81H60V80H59V82H57V83L54 82V84L57 85V86L60 85V86H68V87H70V86L78 87V86H84V85H86L87 83L84 82V81H81V79H80L81 77H85V78H86L87 76H89L88 73H87V72L85 73V71H84V70H86L85 67L80 66V64H82V65L84 64V63L81 62V61L83 60V59H82V56H83L84 54H87L86 56H88V54H89L88 51H90V53H92V52H91V49L99 48V47H101V45H102V47H103V44H101V41H99L101 37H109V35H110V37L112 36V35H111V29H108L107 32H102L101 35L98 33L101 37H100V38L98 37L99 39H98L97 41H99V44H97L98 42L96 43V45H98L97 47H95L94 44H92V45L94 46V48H91V47H90L91 45L89 46L90 43L87 44L86 42L80 40V39H81L80 37H81V36H84V35L86 34V33H85V34L83 35V32H86V31H85L86 29L83 31V29L81 28V25L78 24V23L81 22V20L83 19V17L86 15V12L89 13L88 11H86V9H88V7L86 8V6L89 5V4H87ZM95 1H96V0H93V2H95ZM111 1H112V0H111ZM111 1L108 2V5H112V4H113ZM113 1H114V0H113ZM170 1H171V0H170ZM225 1H228V2H229V1H233V2H235V4H236V13H238V14L241 15V16H242V15L244 16V17H238L236 20H246V19H248V18L245 17V14H247L248 12L253 11V10H252V7H253L254 5H256V3H255L256 0H225ZM4 2H5V1H4ZM93 2L91 1L92 4H91L90 2H89V3H90L92 6H94V5H93ZM105 2H106V1H105ZM212 2H214V0H211L210 2H209V0H199V1L196 3V5L199 4V5L203 8V12L207 13V11H209V13H210L211 10H208V7L210 6V3H212ZM228 2H227V3H228ZM95 3H96L95 5H98L97 2H95ZM118 3H120V1H119ZM258 3H259V2H257V4H258ZM223 4H225V3L222 2V1H220V2L218 3L219 8H220V6H222ZM228 4H229V3H228ZM91 5H90V6H91ZM231 5H232V2H231ZM24 6H25V5H24ZM50 6L53 7V9L59 11L60 14H62L63 17H61V18H63L64 21H61V20L59 21L56 17L53 16V14L51 13V11L53 12V9H52V10H48V8H49ZM90 6H89V7H90ZM261 6H262V4H261ZM17 7H18V6H17ZM71 7H72V8H71ZM114 7H115V6H114ZM188 7H190V6H188ZM229 8H230V7H229ZM0 9H1V8H0ZM4 9H5V8H4ZM21 9H22V8H21ZM34 9H33V10H34ZM259 9H260V8H259ZM18 10H19V9H18ZM26 10H27V9H26ZM31 10H32V9H31ZM88 10H90V9H88ZM107 10H108V12H105V11H104L103 14H102V16H104V20H103V21H106V20H108V19L110 18V11H111V8L109 7V9H107ZM257 10H258V9H257ZM0 11H1V10H0ZM20 12H21V11H20ZM212 12H213V11H212ZM2 13H3V12H2ZM2 13H1V14H2ZM14 13H15V12H14ZM22 13H23V12H22ZM260 13H261V16H257V14L254 13V16L250 18V21H251V23H252V27H253V26H257V27L260 26V28H264V8H262V11H260ZM3 14H8V12L5 11ZM38 14H39V15H38ZM93 14L95 15L94 11L92 12V15H93ZM97 14H98V13H97ZM182 14H183V13H182ZM197 14L199 15V13H197ZM210 14H211V13H210ZM213 14H214V13H213ZM16 15H17V13H16ZM42 15H43V16H42ZM94 15H93V16H94ZM211 15H212V14H211ZM211 15H210V16H211ZM179 16H180V15H179ZM179 16H178V17H175L174 20H176V18H178V19L176 20V21L178 22V21H179V18H180ZM203 16H204V14H203ZM208 16H209V15H208ZM3 17H5V16H3ZM16 17H17V16H16ZM199 17H200V16H199ZM211 17H212V16H211ZM211 17H209V18L211 19ZM216 17H217V16H216ZM228 17H229V16H228ZM232 17H233V16H232ZM235 17H236V16H235ZM45 18H44V19H45ZM55 18H56V19H55ZM182 18H185V17H181L180 19H182ZM188 18H189V17H188ZM209 18H207V19H209ZM219 18H220V17H219ZM38 19H39V18H38ZM172 19H173V18H172ZM172 19H171V20H172ZM204 20H205V18H204ZM215 20L218 21V18L215 19ZM220 20H221V18H220ZM227 20H229V19H225V17H224V20H221V21H227ZM42 21H43V20H42ZM45 21H46V20H45ZM103 21L101 22V24H99V25L96 26V27H98V28H102V27H104L105 25L103 24V23H104ZM176 21H175V22H176ZM196 21H197V20H196ZM34 22H35V21H34ZM39 22H40V20H39ZM43 22H44V21H43ZM191 22H192V21H191ZM191 22H190V25H191ZM197 22H199V21H197ZM200 22H201V21H200ZM228 23H229V22H228ZM16 24H17V23H16ZM16 24H15V25H16ZM39 24H40V23H39ZM48 24H47V25H48ZM102 24H103V25H102ZM225 24H226V23H225ZM229 24H230V23H229ZM37 25H38V24H37ZM71 25L73 26V28L71 27ZM231 25H232V24H231ZM16 26H17V25H16ZM49 26H48V27H49ZM125 26H126V25H125ZM226 26H227V25H226ZM228 26H229V25H228ZM33 27H34V26H33ZM69 27H71V28H69ZM126 27H127V26H126ZM126 27H125V29H126ZM235 27H236V25H235L233 28H235ZM252 27H250V29H249V30H250V31H249L250 34H253V33H254V32H252V30L254 29V27H253V28H252ZM257 27H256V28H257ZM35 28L37 29V27H35ZM49 28H50V27H49ZM51 28H50V29H51ZM119 28H120V27H119ZM127 28H128V27H127ZM239 28H240V27H239ZM64 29H65V28H64ZM66 29H67V28H66ZM115 29H116V28H115ZM120 29H121V28H120ZM129 29H131V27H129ZM132 29H134V28H132ZM203 29H204V28H203ZM209 29H210V28H209ZM209 29H208V30H209ZM226 29H227V28H226ZM226 29H225V30H226ZM23 30H24V29H23ZM32 30H33V29L31 28L30 31H32ZM81 30H82L83 32H82ZM135 30H136V28H135ZM157 30H158V29H157ZM212 30H213V28H212ZM24 31H25V30H24ZM26 31H27V30H26ZM36 31H37V30H36ZM96 31H98V29H97ZM153 31H154V30H153ZM203 31H204V30H203ZM243 31H244V36H246V35L248 34V31H247L246 29H244ZM81 32H82V33H81ZM94 32H95V31H94ZM215 32H216V31H214V33H215ZM217 32H218V31H217ZM31 33H32V32H31ZM62 33H64V32H62ZM207 33L210 34V32H206V31H205V34H203V35L201 34L200 38L197 39V41H198L197 44H196V42H195L196 45L202 47V49L205 48V50H206V49H207V50L210 49V43H209L210 41H209V38L207 37ZM218 33H219V32H218ZM51 34H52V33H51ZM53 34L55 35V33H53ZM212 34H213V32H211V35H210L211 37H212ZM99 35H98V36H99ZM198 35H200V33H198L197 36H198ZM227 35H228V34H227ZM39 36H41V35H39ZM163 36H164V35H163ZM213 36H214V34H213ZM240 36H241V35H240ZM96 37H97V35H96ZM211 37H210V38H211ZM215 37H217V36H215ZM238 37H239V36H237V35H234V36H232V37L230 36L229 38L225 36V37H221V38H219V40H218V39H215V38L212 37L213 40H216V41H217V42L215 41L216 43H215L214 41H212V42H214L213 44H215V45L222 46V48H223V46L229 47V46H230L229 44H231L232 42H234V44L237 46V52H239V51H241V50H239L238 47H239V44H241V42H240V37H239V38H238ZM26 38H28V37L26 36ZM30 38H31V36H30ZM68 38H70V37H68ZM82 38H83V37H82ZM93 38H94V37H93ZM173 38H174V37H173ZM176 38H177V37H176ZM196 38H198V37H196ZM35 39H36V38H35ZM95 39H96V38H94V40H95ZM101 39H102V38H101ZM171 39H172V38H171ZM226 39H227V40H226ZM84 40H85V38H84ZM175 40H176V39H175ZM246 40H247V39H246ZM31 41H35V40H32V39H31V40L29 41V44L33 47V49H35L34 46H33V44L31 43ZM95 41H96V40H95ZM118 41H119V40H118ZM136 41H137L136 44H138V40H136ZM139 41H140V40H139ZM249 41H250V40H249ZM252 42H253V39H252ZM252 42H251V43H252ZM67 43H68V44H70V43H74V44H73V45L75 46L74 49H73L74 51H66V50H65L66 46L68 45ZM139 43H140V42H139ZM255 43H256V42H255ZM255 43L252 44V45H255ZM66 44H67V45H66ZM75 44H76V45H75ZM100 44H101V45H100ZM104 44H105V43H104ZM108 44H109V43H108ZM115 44H116V43H115ZM115 44H114V45H115ZM190 44H192V43H190ZM195 44H194V45H195ZM38 45H39V44H38ZM73 45H72V46H73ZM109 45H110V44H109ZM169 45H170V49L168 48L169 51H168L167 54H168V55H169V54L171 55V56L169 57V58H170V61L168 60L169 58H167V57L164 58V57H163V56H164L163 53L160 52V50H161L163 47H164V48H167ZM228 45H229V46H228ZM243 45H244V44H243ZM256 45H257V44H256ZM259 45H260V43H259ZM20 46H21V45H20ZM23 46H24V45H23ZM107 46H108V45H107ZM115 46H116V45H115ZM198 46H192V47L196 49V47H198ZM219 46H217V47H219ZM260 46H261V45H260ZM102 47H101V49H102ZM113 47H114V46H113ZM212 47H213V46H212ZM226 47H224L223 49H221V48L219 47L220 49H218V50H223V51H224V49H225ZM230 47H231V46H230ZM253 47H254V46H253ZM15 48H16V47H15ZM15 48H14V49H15ZM38 48H39V47H38ZM104 48H105V47H103V49H104ZM106 48H107V47H106ZM231 48H232V47H231ZM231 48H230V49H231ZM260 48H264V46H261ZM28 49H29V48H28ZM112 49H113V48H112ZM197 49H198V48H197ZM214 49H215V48H214ZM214 49H213V50H214ZM216 49H217V48H216ZM254 49H255V47H254ZM7 50H9V49H7ZM19 50H21V49H19ZM99 50H100V49H99ZM99 50H98L99 53H101V52L103 51V50H102V51L100 50V51H101V52H100ZM104 50H105V49H104ZM106 50H108V49H106ZM106 50L103 51V52H105L104 54L107 56V57H105V58L109 59V57H111V56H110L111 52H110V51H106ZM109 50H111V49H109ZM114 50H115V49H114ZM226 50H227V48H226ZM226 50H225V51H226ZM259 50H260V49H259ZM10 51H12V50H10ZM22 51H23V50H22ZM92 51H93V50H92ZM95 51H97V50H95ZM120 51H121V50H120ZM153 51H154V53H152V54H153L154 57H152V62L161 63V62H164L165 60H168L169 63H170V65H171V66L169 65L170 69H175V67H174V65H175L174 62H175V63H178L180 60H181V61L186 60L187 62L191 63V62L194 61V59H193V54H195V51H194L193 49H187L186 54H185L186 56L184 57V55H183V57H182V54L185 53V51H183V47H182L180 44H176L175 42H172L171 44H169V43L167 42L166 38H165V39H160V40H158V41L156 42V44L154 45ZM214 51H216V50H214ZM230 51H231V50H230ZM15 52H16V51H15ZM87 52H88V53H87ZM93 52H94V51H93ZM103 52H102V53H103ZM118 52H119V51H118ZM208 52H210V51H208ZM212 52H213V51H212ZM212 52H210V53L213 55ZM216 52H218V51H216ZM220 52H221V51H220ZM232 52H234V51L232 50ZM12 53H13V52H12ZM102 53H101V54H102ZM115 53H116V52H115ZM210 53H208V55H206V56H210V55H211ZM221 53H222V52H221ZM241 53H242V51H241ZM104 54H102L101 57H102ZM206 54H207V53H206ZM209 54H210V55H209ZM214 54H215V53H214ZM218 54L220 55V53H218ZM218 54H217V55H218ZM223 54H224V52H223ZM234 54H235V53H234ZM237 54H238V53H237ZM242 54H243V53H242ZM242 54H241V55H242ZM14 55H15V54H14ZM20 55L22 56V54H20ZM20 55H18V56H20ZM34 55H35V54H34ZM105 55H104V56H105ZM219 55H218V56H219ZM8 56H9V54H8ZM177 56H179V57H177ZM215 56H216V55H215ZM215 56H214V57H215ZM218 56H216L215 58L217 59ZM220 56H222V54H221ZM220 56H219V57H220ZM236 56H237V55H236ZM238 56H239V54H238ZM261 56H262V55H261ZM15 57L17 58V56H15ZM88 57H89V56H88ZM88 57H87V58H88ZM92 57H93V56H92ZM92 57L89 58V60L92 59ZM112 57H113V56H112ZM210 57H212V56H210ZM219 57H218V58H219ZM241 57H242L241 59L243 60V56H241ZM246 57H247V56H246ZM246 57L244 56L245 60L248 59V58H246ZM8 58H9V57H8ZM8 58H7V59H8ZM98 58H99V57H98ZM206 58H208V57H206ZM215 58H214V59H215ZM220 58H221V57H220ZM7 59H6V60H7ZM17 59H18V58H17ZM17 59H14V60H17ZM103 59H104V58H103ZM115 59H116V58H115ZM182 59H183V60H182ZM202 59H203V58H202ZM209 59H211V58H209ZM222 59H223V56H222ZM222 59H221V60H222ZM250 59H251V58H250ZM250 59H249V60H250ZM18 60H19V59H18ZM18 60H17V61H18ZM84 60H85V59H84ZM96 60H97V59H96ZM100 60H101V59H100ZM110 60H111V59H110ZM110 60H109V62H110ZM116 60H117V59H116ZM199 60H200V59H199ZM221 60H220V61H221ZM9 61H11V59H10ZM9 61H8V62H9ZM86 61L88 62V60H86ZM94 61H95V60H94ZM102 61H103V60H102ZM104 61H105V60H104ZM104 61H103V62H104ZM111 61H112V60H111ZM217 61H218V60H217ZM230 61H231V60H230ZM8 62H7V63H8ZM19 62L21 63V65L26 66V63L23 61V59H22L21 61H19ZM80 62H81V63H80ZM99 62H100V61H99ZM103 62H102V63H103ZM214 62H215V61H214ZM226 62H227V61H226ZM226 62H223V64H222V61H221V62H220V63H221L220 65H218L219 62L217 63V65H218L219 67H215V68H220V71H217V72H219V74H223V73L225 72V71H223V73H220V72L222 71L221 68L224 66V64H225ZM241 62H242V61H241ZM79 63H80V64H79ZM104 63H105V62H104ZM211 63H212V61H211ZM228 63H229V62H228ZM228 63H226L227 66H228ZM237 63H238V62H237ZM71 64H69V65H71ZM94 64H95V63H94ZM99 64H100V63H99ZM181 64H182V63H181ZM229 64H230V63H229ZM64 65H65V64H64ZM111 65H112V64H111ZM111 65H110V66H111ZM203 65H204V64H203ZM209 65H210V64H209ZM213 65H215V64H213ZM217 65H216V66H217ZM221 65H223V66H221ZM226 65H225V66H226ZM3 66H4V65L2 64V62H1V60H0V67H3ZM84 66H85V65H84ZM180 66H181V65H180ZM220 66H221V67H220ZM227 66H226L227 69L230 68V67H227ZM229 66H230V65H229ZM233 66H234V65H233ZM20 67H21V66H20ZM60 67H61V68H60ZM108 67H109V65H107V68H108ZM112 67H113V66H112ZM115 67H117V66H115ZM115 67H113V69H114ZM119 67H121V66H119ZM119 67H118V68H119ZM122 67H123V66H122ZM122 67H121V69H122ZM158 67H159V68H163L162 66H158ZM164 67H165V66H164ZM187 67H188V66H187ZM191 67H192V66H191ZM212 67H213V66H212ZM28 68H29V67H28ZM137 68H139V69H137ZM137 68H136V70H140V69L142 70L141 67H137ZM189 68H190V67H189ZM193 68H194V67H193ZM215 68H213V69H215ZM233 68H234V67H233ZM258 68H259V67H258ZM7 69H8V68H7ZM10 69H11V68H10ZM33 69H34V68H33ZM111 69H112V68H111ZM123 69H124V68H123ZM123 69H122V71H123ZM163 69H164V68H163ZM178 69H179V67H178ZM202 69H203V68H202ZM204 69H205V70H204ZM204 69H203V70H204L205 72H203V73L206 74V73H207L206 71H207L208 68H204ZM235 69H236V68H235ZM255 69H256V67L253 66V65L250 67V71H252V73H250L249 75L252 76V78L255 77V76H257V75H255V73H254V72H255ZM62 70H65V69L62 68ZM103 70H104V69H103ZM106 70H107V69H106ZM118 70H119V69H118ZM124 70H125V69H124ZM192 70H193V69H192ZM224 70H225V67H224ZM229 70H230V69H229ZM39 71H42V75H43L44 71H43V70H39ZM97 71H99V70H97ZM174 71H175V70H174ZM196 71H197V70H196ZM211 71H212V70H211ZM227 71H228V70H227ZM227 71H226V72H227ZM234 71H236V70H234ZM101 72H102V70H101ZM162 72H164V71H162ZM230 72H231V71H228V72L225 73V74H228V73H230ZM39 73H40V72H39ZM47 73H48V72H47ZM47 73H45L44 75H46ZM98 73H99V72H98ZM120 73L122 74L123 72H121V70H120ZM180 73H184V72H180ZM196 73H197V72H196ZM196 73H194V74H196ZM209 73H210V72H209ZM248 73H249V72H248ZM10 74H11V73H10ZM30 74H31V73H30ZM30 74H29V75H30ZM61 74H63V73L60 72V75H61ZM137 74H138V73H137ZM178 74H179V73H178ZM217 74H218V73H217ZM225 74H224V76H225ZM44 75H43V76H44ZM49 75H50V74H49ZM143 75H144V77H145V74H143ZM160 75L163 76V77L167 76L166 78H168V73H161ZM183 75H184V74H183ZM202 75H203V74H202ZM206 75H207V74H206ZM241 75H243V74H241ZM241 75H240V76H241ZM9 76H10L9 74H8V76H7L6 74H2V73H0V90H4V89H5V90H4V93H5L6 90H7V89H6L7 85L9 86V84H10V82H7V81H6V77H9ZM35 76H36V75H35ZM43 76H42V77H43ZM52 76H53V75H52ZM58 76H59V75H58ZM62 76H63V75H62ZM66 76H67V75H66ZM119 76H120V75H119ZM161 76H160V77H161ZM192 76H193V74H192ZM196 76H197V75H196ZM219 76H221V75H219ZM246 76H247V75H246ZM246 76H245V77H246ZM37 77H38V76H37ZM37 77H33V79H34V78L36 79ZM40 77H41V76H40ZM64 77H65V76H64ZM104 77H105V76H104ZM109 77H110V76H109ZM109 77H108V78H109ZM115 77H116V76H115ZM130 77H131V76H130ZM140 77H142V76H140ZM140 77L138 76V78H140ZM176 77H178L177 74H176ZM203 77H205V76H203ZM247 77H248V76H247ZM247 77H246V78H247ZM23 78H25V77H23ZM28 78L30 79L31 77L29 76ZM55 78H56V77H55ZM60 78H61V76H60ZM112 78H114V76H112ZM192 78H193V77H191V79H192ZM194 78H196L195 75H194ZM218 78H222V79H223V77H218ZM225 78H226V77H225ZM228 78H229V74H228ZM230 78H231V76H230ZM235 78H237V76H236ZM246 78H245V79H246ZM249 78H251V77H249ZM249 78H247L248 81H249ZM252 78L250 79V81H252V80L254 79V78H253V79H252ZM255 78H256V77H255ZM257 78H258V77H257ZM41 79H42V78H41ZM51 79H53V77H52ZM79 79H80V81H79ZM140 79H141V78H140ZM196 79H197V78H196ZM205 79H208V77H205ZM205 79H204V80H205ZM7 80H8V78H7ZM21 80H22V79H21ZM26 80H27V79H26ZM26 80H25V82H26ZM31 80H32V79H31ZM45 80H46V79H45ZM54 80L56 81V79H54ZM54 80H53V81H54ZM204 80L202 79V81H204ZM208 80H210V79H208ZM208 80H206V81H208ZM211 80H212V78H211ZM214 80H216V79H214ZM218 80H219V79H218ZM223 80L225 81V79H223ZM228 80H229V79H228ZM232 80H233V79H232ZM255 80H256V79H254V81H255ZM258 80L260 81V78H259ZM17 81H18V83H20L19 80H17ZM36 81H37V80H36ZM42 81H44V80H42ZM66 81H67V79H66ZM193 81H194V80H193ZM206 81H204V82H206ZM212 81H213V80H212ZM220 81L223 82L222 80H220ZM229 81H230V80H229ZM250 81H249V83H251V84H252V82H254V81H252V82H250ZM21 82H22V84H25L24 81H21ZM23 82H24V83H23ZM34 82H35V81H34ZM45 82H46V81H45ZM123 82H124V81H123ZM194 82H195V81H194ZM197 82L199 83L198 85H197ZM213 82H215V81H213ZM213 82L210 83V84H213ZM227 82H228V81H227ZM231 82H232V81H231ZM233 82H234V81H233ZM243 82H244V75L241 76V77L238 76V78L236 79V82L233 83V85L229 83V87L227 86V87H228V91L231 90L230 87H232V86H233L232 89H234V86H235V85H236L235 87H238V86H241V85L244 86V84H245V86H244L243 89L241 88L242 86L240 87L241 90H237L238 88H237L235 91H232V90H231L233 93L235 92V96H236V97H237L238 95H241V97H242V96H243V95H242L243 92L241 93V91L244 90V89H246V86H247L246 83L242 84ZM246 82H247V81H246ZM18 83H17V84H18ZM27 83H29V82L27 81ZM38 83H40V82H38ZM52 83H53V82H52ZM52 83H51V85L54 86V84H52ZM125 83H126V82H125ZM125 83H124V84H125ZM129 83H130V82H129ZM129 83H128V84H129ZM168 83H169V82H168ZM168 83H167V84H168ZM191 83H192V82H191ZM195 83H196L197 86L200 87V85H201V86L203 87V85H202L203 82L200 83V81L197 80ZM195 83H194V84H195ZM260 83H261V82H260ZM11 84H12V83H11ZM17 84H16V85H17ZM29 84H30V83H29ZM42 84H43V82H42ZM46 84H47V83H44V84H43V85H44L43 87H45ZM49 84H50V83H49ZM49 84H47V86H48ZM95 84H97V83H95ZM108 84H109V83H108ZM117 84H118V85H122L123 83L120 82V81H118ZM223 84H224V83H223ZM251 84H250V85H251ZM20 85H21V83H20ZM35 85H36V84H35ZM87 85H88V84H87ZM89 85H90V84H89ZM91 85H92V84H91ZM100 85H101V84H100ZM104 85H105V84H104ZM113 85H114V84H113ZM113 85H111V86H113ZM132 85H133V84H131V86H132ZM136 85H137V84H136ZM139 85H140V84H139ZM205 85H206V83H205ZM218 85H219V84H218ZM218 85H217V86H218ZM230 85H232V86H230ZM18 86H19V85H18ZM32 86H34V85H32ZM94 86L96 87V85H94ZM94 86H93V87H94ZM105 86H106V85H105ZM114 86H115V85H114ZM137 86H138V85H137ZM248 86H249V85H248ZM30 87H31V86H30ZM30 87H28V88H30ZM34 87H35V86H34ZM34 87H31V88H34ZM36 87H37V86H36ZM108 87H110V86H108ZM132 87H135V86H132ZM205 87H206V86H205ZM209 87H210V86H209ZM10 88L12 89L13 87H10ZM10 88H9V89H10ZM24 88H27V87H24ZM45 88H46V90H44L43 92H45V93L50 92L49 90H47L48 87H45ZM220 88H222V87H220ZM220 88H218L217 90H219ZM248 88H249V87H248ZM248 88H247V89H248ZM11 89H10V90H11ZM15 89H16V88H15ZM198 89H199V88H198ZM206 89H207V88H206ZM211 89H212V88H211ZM211 89H210V90L208 89L209 91H208V90H207V91L205 90V91H206V92H205V91H204V88H202V90H203L206 94H207V92H209L208 94H210ZM13 90H14V89H13ZM25 90H27V89H25ZM108 90H109V89H108ZM136 90H138V89H136ZM202 90H201L200 92H202ZM212 90H213V89H212ZM225 90H226V89H225ZM250 90H251V89H250ZM8 91H9V90H8ZM8 91H7V92H8ZM11 91H12V90H11ZM21 91H22V90H21ZM21 91H20V93H21ZM23 91H24V90H23ZM40 91H41V90H40ZM62 91H63L65 94H67V95H74V94H76V92H77L76 90H75V91L68 90V91L66 92V91H64L63 89H62ZM133 91H134V90H133ZM194 91H195V92H194ZM194 91H192V92L196 93V92H198L199 90L197 91V90L195 89ZM215 91H216V89H215ZM223 91H224V90H222L220 93H224V94H225V92H223ZM231 91H230V92H231ZM244 91H245V90H244ZM2 92H3V91H2ZM24 92H25V91H24ZM114 92H117V91H114ZM128 92L130 93V91H128ZM143 92H144V91H142V93H143ZM184 92H185V91H183V93H184ZM192 92H191V93H192ZM211 92H212V91H211ZM217 92H218V91H217ZM217 92H215L214 95H217V94L219 93V92H218V93H217ZM232 92H231V93H232ZM30 93H31V90H30ZM88 93H90V89H89V92H88V90H87V91H85L83 94L87 96ZM93 93H95V92H93ZM93 93H92V94H93ZM97 93H98V90H97ZM106 93H110V92L107 91ZM145 93H146V91H145ZM178 93L181 94L180 92H178ZM194 93H193V94H194ZM202 93H203V92H202ZM205 93H203V96L206 95ZM216 93H217V94H216ZM240 93H241V94H240ZM247 93L251 95L250 98H254V97H255V96L252 95L251 93H249V92H247ZM5 94H6V93H5ZM8 94H12V93H9V92H8ZM131 94H132V93H131ZM134 94H135V93H134ZM200 94H201V93H200ZM200 94H199V95L196 94V95L200 96ZM211 94H212V93H211ZM243 94H244V93H243ZM6 95H7V94H6ZM6 95H5V96H6ZM95 95H96V93H95ZM110 95H111V94H110ZM161 95H162V94H161ZM163 95H164V94H163ZM167 95H168V94H167ZM190 95H191V94H190ZM212 95H213V94H212ZM227 95H228V93H227ZM227 95H223V96H227ZM1 96H2V95H1ZM3 96H4V95H3ZM3 96H2V97H3ZM8 96L10 97V95H8ZM8 96H7V97H8ZM18 96H19V98H20L21 94L18 95ZM18 96H16V98H17ZM165 96H166V94L164 95V97H165ZM179 96H180V95H179ZM182 96H183V94H182ZM206 96H207V95H206ZM210 96H211V95H210ZM223 96H222V97H223ZM229 96H230V95H229ZM231 96H232V95H231ZM245 96H246V95L244 94V96H243L242 98H246ZM248 96H249V95H248ZM46 97H47V96H46ZM56 97H57V96H56ZM100 97H103V96H100ZM104 97H105V96H104ZM137 97H138V96H137ZM161 97H162V96H161ZM167 97H168V96H167ZM167 97H165L166 100H167ZM200 97H201V96H200ZM207 97L210 99L209 95H208ZM216 97H219V96L217 95ZM227 97H228V96H227ZM232 97H233V96H232ZM239 97H240V96H239ZM239 97H238V98H239ZM241 97H240V100H239L240 102H242V100H241L242 98H241ZM22 98H23V97H22ZM22 98H21V99H18V98L15 99V98H14V99H10V100H17V101H18V100H21V101H22ZM110 98H111V97H110ZM126 98H127V97H126ZM147 98H148V97H147ZM171 98H172V97H171ZM171 98H170V100H171ZM181 98H182V97H181ZM203 98L205 99L206 97H203ZM203 98H202V100H203ZM211 98H212V96H211ZM213 98H215V97L213 96ZM229 98H231V97H228V100H229L230 103L232 102V104H233V101H234L236 98H234V97L231 98V99H229ZM4 99H6V98L4 97L3 100H4ZM57 99H58V98H56V101H57ZM65 99H66V98H65ZM70 99H73V98H70ZM89 99H90L91 101L94 100V99H92V98H83V100H89ZM130 99H131V98H130ZM136 99H137V98H136ZM153 99H154V98H153ZM153 99H151V100H153ZM156 99H157V98H155V101L153 100V102H157V101H160V102H161V101H162V100H157V101H156ZM158 99H161V98H158ZM177 99H178V98H177ZM179 99H180V98H179ZM179 99H178V101H179L178 103H179V105H181ZM189 99H191V98H189ZM192 99L194 100V97H192ZM192 99H191V100H192ZM216 99H217V98H215V100H216ZM226 99H227V98H226ZM233 99H234V100H233ZM246 99H248V98H246ZM246 99H245V100H246ZM256 99H258V98H256ZM262 99H264V98H262ZM0 100H1V99H0ZM44 100H45V99H44ZM60 100H61V99H60ZM76 100H78V99H75V98L73 99V101H76ZM96 100H103V101L106 102V101H109V98H99V99H96ZM119 100H121L122 102H124V101H125V98H121V99H119ZM123 100H124V101H123ZM142 100H143V99H142ZM147 100H148L147 102L150 101L149 98H148ZM168 100H169V98H168ZM174 100L176 101V99H174ZM186 100H187V98H186ZM186 100H185V101H186ZM197 100H198V98H196V101H197ZM210 100H212V99H210ZM224 100H225V99H224ZM228 100H227V101H228ZM237 100H238V99H237ZM258 100H259V99H258ZM258 100H257V103H258ZM6 101H7V100H6ZM8 101H9V99H8ZM21 101H20V102H21ZM33 101H34V100H33ZM80 101H81V100H80ZM117 101H118V99H117ZM175 101H174V103H175ZM188 101H189V100H188ZM194 101H195V100H194ZM203 101H204V100H203ZM206 101H207V103L210 102V101H208V99H207ZM243 101H244V99H243ZM259 101H260V100H259ZM0 102H1V101H0ZM23 102H24V100H23ZM23 102H22V103H23ZM77 102H78V101H77ZM190 102H191V101H190ZM190 102H189V103H190ZM198 102H201V101H198ZM214 102H215V103H211V104H207V105L212 106V104H213V106L215 107V105H216V101H214ZM240 102H239V103H240ZM248 102H249V101H248ZM248 102H246V103H248ZM254 102H255V101H254ZM8 103H10V102H8ZM11 103H12V102H11ZM11 103H10V104H11ZM78 103H79V102H78ZM86 103H88V102L86 101ZM91 103H92V102H91ZM143 103H144L143 105L146 104V102H143ZM162 103H163V102H162ZM162 103H161V104H162ZM166 103H167V101H166ZM166 103H165V101H164L165 106L168 104V103H167V104H166ZM169 103L172 104L171 101H170ZM178 103H176L177 106H179ZM195 103H196V102H195ZM237 103H238V102L235 101V103H234L233 105H235V104H237ZM243 103H244V102H243ZM243 103H241V105H242ZM5 104H6V103H5ZM5 104H3V105H5ZM75 104H76V103H75ZM75 104H74V107H75ZM136 104H137V103H136ZM138 104H139V103H138ZM138 104H137V106H136L135 104H134V105H135L136 107H138ZM154 104H156V103H154ZM157 104H158V102H157ZM157 104H156V105H157ZM190 104H191V103H190ZM192 104H194V102H192ZM205 104H206V103H205ZM205 104H204V105H205ZM219 104H220V103H219ZM219 104H218V106L221 105V104H220V105H219ZM222 104H223V103H222ZM261 104H262V103H261ZM1 105H2V104H0V107H2ZM7 105H8V104H7ZM12 105H13V104H12ZM16 105H17V104H16ZM50 105H51V104H50ZM52 105H53V104H52ZM134 105H131L132 108H133ZM156 105H155V106H156ZM182 105H183V104H182ZM182 105H181V106H182ZM194 105H195V104H194ZM198 105H200V104L198 103L197 106H198ZM204 105H203V106H204ZM230 105H231V104H230ZM233 105H231V106H233ZM252 105H254V104H251L250 106L252 107ZM14 106H15V105H14ZM14 106H13V107H14ZM79 106L83 107L82 104L79 105ZM131 106H130V107H131ZM146 106H148V104H147ZM161 106L164 107L163 104H162ZM210 106H209L208 108H210ZM223 106H224V105H223ZM228 106H229V105H228ZM231 106H230V107H231ZM248 106H249V105H247V107H248ZM250 106L248 107L247 110H249V109L251 110ZM254 106H256V105H254ZM254 106H253V107H254ZM7 107H9V106H7ZM11 107H12V106H11ZM38 107H39V106H38ZM72 107H73V106H72ZM72 107H71V108H72ZM77 107H78V105L76 106V108H77ZM114 107H115V105L113 106V108H114ZM117 107H118V106H117ZM117 107H115L114 109H116ZM139 107H140V105H139ZM149 107H150V106H149ZM153 107H154V106H153ZM156 107H158V106H156ZM189 107H190V106H189ZM214 107H213V108H214ZM240 107L242 108V106H240ZM257 107H258V106H257ZM257 107H255V108H257ZM19 108H20V107H19ZM83 108H84V107H83ZM126 108H128V107H126ZM132 108H131V109H132ZM145 108H146V107H145ZM159 108H160V105H159ZM166 108L168 109V108H171V107H170V105H169V107H168V105H167ZM166 108H165V109H166ZM177 108H178V107H177ZM177 108H175V109H177ZM179 108H180V107H179ZM179 108H178V109H179ZM181 108H183V107H181ZM181 108H180V109H181ZM223 108H224V107H223ZM243 108H244V107H243ZM6 109H7V108H6ZM38 109H39V108H38ZM64 109H65V107H64ZM74 109H75V108H74ZM102 109H103V108H102ZM108 109H109V107H108ZM134 109H136V108H134ZM137 109H138V108H137ZM140 109H141V108H140ZM142 109L145 110V111H147V109H144V108H142ZM148 109H149V108H148ZM172 109H173V107H172L171 110H169V111H172L173 113H171V114H174V111H175V110L173 109V110H174V111H173ZM178 109H177V111H178ZM180 109H179V111H180ZM183 109H184V108H183ZM201 109L204 110L205 107H204V108H201ZM201 109L199 108V110H201ZM221 109H222V107H220V110H219L220 112H223V111L225 110V109H224V110L221 111ZM227 109H228V112L231 111V110H229V108H227ZM227 109H226V110H227ZM15 110H16V108H15ZM79 110H80V109H79ZM99 110H100V109H99ZM138 110H139V109H138ZM138 110H137V111H138ZM150 110H151V109H150ZM184 110H185V109H184ZM202 110H201V111H202ZM209 110H210V109H209ZM212 110H213V109H212ZM212 110H211V111H212ZM216 110H217V108H216ZM257 110H258V109H257ZM46 111H47V110H46ZM68 111H69V110H68ZM126 111H127V110H126ZM139 111H140V112H144V111H142V110H139ZM164 111H165V110H164ZM177 111H176V112H177ZM207 111H208V109H207ZM207 111H206V112H207ZM211 111H208V112H211ZM213 111H214V110H213ZM234 111H235V109H234ZM236 111H237V110H236ZM251 111H252V110H251ZM254 111H255V109H254ZM127 112H128V111H127ZM127 112H126V115H127ZM130 112H131V111H130ZM133 112H134V111H133ZM140 112H139V113H140ZM158 112H162V113H163V111H158ZM158 112H157V114H158ZM166 112H168V110L165 111V114H166ZM176 112H175V113H176ZM181 112H182V111H181ZM214 112H215V111H214ZM231 112H233V111H231ZM238 112H239V111H238ZM238 112H237V113H238ZM244 112H246V109H245ZM256 112H257V111H256ZM259 112H260V111H259ZM4 113H5V112H4ZM8 113H9V112H8ZM162 113H161V114H162ZM223 113H224V112H223ZM249 113H250V112H249ZM9 114H10V113H9ZM53 114H54V113H53ZM64 114H65V113H64ZM144 114H145V113H144ZM150 114L152 115V113H150ZM3 115H4V114H3ZM72 115H73V114H72ZM72 115H68L67 117L69 118V116H72ZM90 115H92V114H87V113H86V115H83V116H85V117L88 116V118H87V117H86V118L89 120V119L91 118ZM115 115H116V116H115ZM117 115H118L117 113L114 114L115 117H117ZM130 115H132V114L130 113ZM134 115H135V113L133 114V117H134ZM137 115H138V114H137ZM145 115H146L147 117H149V116H148L149 114H148V115L145 114ZM162 115H164V114H162ZM197 115H198V114H197ZM223 115H224V114H223ZM223 115H222V116H223ZM230 115H231V114H229V116H230ZM239 115H240V114H239ZM243 115L245 116L246 114L243 113ZM243 115H242V117H243ZM250 115H251V114H250ZM256 115H257V114H256ZM13 116H15V115L13 114ZM62 116H63V115H62ZM79 116L81 117L82 115L79 114ZM89 116H90V118H89ZM120 116H121V115H120ZM140 116H141V115H140ZM172 116H173V115H172ZM216 116H217V115H216ZM224 116H225V115H224ZM224 116H223V117H224ZM141 117H142V116H141ZM143 117H144V116H143ZM166 117H167V116H166ZM208 117H209V115H208ZM219 117H220V116H219ZM225 117H226V116H225ZM225 117H224V118H225ZM235 117H236V116H235ZM237 117L240 118V116H238V114H237ZM250 117H251V116H249V118H250ZM252 117H254V113H253ZM255 117H256V116H255ZM37 118H38V117H37ZM42 118H43V117H42ZM71 118H72V117H71ZM74 118H75V117H74ZM74 118H73V119H74ZM82 118H83V117H82ZM121 118H122V117H121ZM135 118H136V117H135ZM150 118H151V116H150ZM159 118H161V117H159ZM159 118H158V119H159ZM170 118H171V117H170ZM172 118H175V117H172ZM243 118H244V117H243ZM245 118H246V116H245ZM249 118H248V119H249ZM256 118H258V117H256ZM39 119H40V118H39ZM79 119H80V118H79ZM117 119H118V117H117ZM119 119H120V118H119ZM260 119H261V117H260ZM35 120H36V119H35ZM43 120H44V118H43ZM74 120L77 121V118H75ZM82 120H83V119H82ZM133 120H134V119H133ZM164 120H165V119H164ZM166 120H168V119H166ZM194 120H195V119H194ZM194 120H193L194 123H192V124H195V121H194ZM227 120H228V119H227ZM238 120H239V119H238ZM261 120H262V119H261ZM261 120H260V122H264V121H261ZM40 121H41V119H40ZM76 121H75V123H76ZM78 121H79V123H80L81 120H78ZM89 121H90V120H89ZM94 121H95V120H94ZM94 121H93V122H94ZM114 121H116V120H114ZM117 121H118V120H117ZM126 121H127V119H126ZM154 121H156V120H154ZM172 121H173V120H172ZM91 122H92V121H91ZM189 122H190V121H189ZM221 122H223V121H221ZM228 122H229V121H228ZM250 122H251V121H250ZM9 123H11L10 120H9ZM21 123H22V122H21ZM44 123H45V122H44ZM95 123H96V122H95ZM99 123H100V122H99ZM118 123H119V122H118ZM127 123H128V122H127ZM150 123H151V122H150ZM156 123H158V122H156ZM178 123H179V122H178ZM180 123H182V121H180ZM180 123H179V125L181 126ZM197 123H198V125H199L200 121L197 122ZM197 123H196V124H197ZM219 123H220V122H219ZM252 123H253V122H252ZM254 123H256V122H254ZM2 124H3V123H2ZM11 124H13V123H11ZM19 124H20V123H19ZM38 124H39V123H38ZM124 124H125V126H126V122H124ZM200 124H202V122H201ZM205 124H206V123H205ZM211 124H212V123H211ZM222 124H223V123H222ZM247 124H248V123H247ZM260 124H261V123H260ZM260 124H259V125H260ZM0 125H1V123H0ZM14 125H15V124H14ZM20 125H22V124H20ZM36 125H37V123H36ZM43 125H44V124H43ZM43 125H42V123H41V127H42ZM57 125H58V124H57ZM78 125H79V124H78ZM128 125H129V123H128ZM128 125H127V126H128ZM151 125H152V124H151ZM202 125H203V124H202ZM206 125H208V124H206ZM244 125H245V123H244ZM250 125H251V124H250ZM257 125H258V121H257L256 126H257ZM4 126H5V125H4ZM39 126H40V125H39ZM39 126H38V127H39ZM97 126H98V125H97ZM127 126H126V127H127ZM260 126H261V125H260ZM262 126H264V125H262ZM262 126H261V127H262ZM1 127H2V126H1ZM11 127H12V126H11ZM21 127H22V126H21ZM24 127H25V126H24ZM24 127H23V128H24ZM144 127H145V126H144ZM154 127H155V126H154ZM162 127H163V129H164V126H162ZM167 127H168V126H167ZM173 127H175V126H173ZM173 127H172V128H173ZM246 127H247V126H246ZM257 127H259V126H257ZM257 127H256V128H257ZM34 128H35V127H34ZM115 128H116V126H115ZM145 128H146V127H145ZM168 128H170V126H169ZM168 128H165V130L168 129ZM4 129H5V128H4ZM8 129H9V127H8ZM128 129H129V128H128ZM186 129H187V128H186ZM261 129H262V128H261ZM43 130H44V129H43ZM72 130H73V129H72ZM161 130H162V128H161ZM243 130H244L245 132H246V131H250V129L245 130L244 128H243ZM243 130H242V131H243ZM255 130H257V129H255ZM255 130L252 131V128H251V131H252V132H255ZM75 131H76V130H74V132H75ZM80 131H81V130H80ZM80 131H79V132H80ZM167 131H168V130H167ZM217 131H218V130H217ZM233 131H234V130H233ZM56 132H57V130H56ZM61 132H63V131H61ZM61 132H60L59 135H61ZM67 132H68V131H67ZM70 132H72V131L70 130ZM109 132H110V131H109ZM111 132H112V130H111ZM111 132H110L109 134H111ZM224 132H225V131H224ZM245 132H243V134H244ZM252 132H250V133H252ZM257 132H258V130H257ZM58 133H59V132H58ZM93 133H94V132H93ZM112 133H113V132H112ZM148 133H149V132H148ZM262 133H264V132H262ZM0 134H1V132H0ZM56 134H57V133H56ZM76 134H77V132H76ZM101 134H102V133H101ZM117 134H118V133H117ZM238 134H239V132H238ZM240 134H241V132H240ZM246 134H249V133L247 132ZM246 134L244 135L245 137H249V136H250V135H249V136H248V135L246 136ZM253 134H254V133H253ZM256 134H257V133H256ZM259 134H261V133H259ZM259 134L256 135L257 138L259 137V136H258ZM1 135H2V134H1ZM1 135H0V136H1ZM65 135H66V134H65ZM103 135H104V133H103ZM115 135H116V134H115ZM183 135H184V134H183ZM213 135H215V134H213ZM216 135H217V134H216ZM17 136H18V135H17ZM17 136H14V138H11L10 140H12V142H13V140H16L15 137H17ZM22 136H23V135H22ZM41 136H42V135H41ZM61 136H63V134H62ZM95 136H97V135L95 134ZM105 136H106V134H105ZM110 136H111V135H110ZM110 136H108V137H110ZM142 136H143V135H142ZM172 136H173V135H172ZM206 136H208V135L206 134ZM227 136H228V135H227ZM251 136L254 137L255 134H254V135L251 134ZM260 136H261V135H260ZM19 137H21V135H20ZM23 137L25 138V136H23ZM29 137H30V136H29ZM54 137H55V136H54ZM64 137H65V136H64ZM70 137H71V136H70ZM97 137H98V136H97ZM97 137H96V138H97ZM111 137H112V136H111ZM111 137H110V138H111ZM229 137H230V136H229ZM237 137H238V136H236V137H232V138H237ZM239 137H240V136H239ZM0 138H1V137H0ZM3 138H4V137H3ZM24 138H23V139H24ZM26 138H27V135H26ZM26 138H25V139H26ZM44 138H46V136H44ZM47 138H49V137H47ZM66 138H67V136H66ZM75 138H76V137H74V139H73V138L71 137L70 140H72V139L75 140V141L77 140V143H78V142H79V143L81 142V141H79L78 139H75ZM78 138H79V137H78ZM93 138H94V136H92V140H93ZM120 138H121V137H120ZM120 138L118 137L117 140L120 139ZM139 138H140V137H139ZM219 138H222V137L219 136ZM241 138H242V137H241ZM251 138H252V137H251ZM259 138H260V137H259ZM4 139H5V138H4ZM4 139H3V140H4ZM28 139H29V138H28ZM40 139H41V137H40ZM64 139H65V138H64ZM79 139H82V141H83L84 138H83V137H80ZM108 139H109V138H108ZM112 139H113V141H114V138H111V140H112ZM180 139H181V138H180ZM222 139H223V138H222ZM222 139L219 140L220 143L222 142V141H221ZM243 139H244V137H243ZM262 139H264V138L261 137L260 140H261V141H264V140H262ZM3 140H2V142H3ZM6 140H9L8 137H7ZM6 140H5V141H6ZM10 140H9V141H10ZM35 140H36V139H35ZM37 140H38V139H37ZM41 140H42V139H41ZM43 140H44V139H43ZM43 140H42V141H43ZM70 140L68 139V142H69V143H70ZM90 140H91V139H90ZM92 140H91V141H92ZM95 140H96V141H95ZM95 140H93L92 142H94V141H95V142H98V141H99V139H98V140L95 139ZM106 140H107V139H106ZM115 140H116V139H115ZM135 140H136V139H135ZM177 140H178V139H177ZM185 140H186V139H185ZM185 140L183 141L184 143H185ZM217 140H218V138H217ZM217 140H216V142L219 143ZM235 140L237 141L238 138L235 139ZM235 140H233V141H235ZM245 140H246V142H247V140L252 141L250 138H249V139H245ZM253 140H255V139H253ZM9 141H6V143H8ZM33 141H34V140H33ZM45 141H46V139H45ZM100 141H101V140H100ZM100 141H99V145H100ZM123 141H124V139H122V143H123L124 146L126 147V144H127L129 141H128V142L125 141L126 143H124ZM148 141H149V140H148ZM225 141H226V140H225ZM231 141H232V139H231ZM241 141H242V143H243V140H241ZM261 141H258V142L255 141V142L258 144L257 147H259V144H260L259 142H261ZM10 142H11V141H10ZM27 142H29V141H27ZM40 142H41V141H39V143H40ZM95 142H94V143H95ZM101 142H102V143H105L106 141L104 140V142H103V141H101ZM107 142H108V141H107ZM188 142H190V140H189ZM244 142H245V141H244ZM246 142H245V143H246ZM248 142H249V141H248ZM248 142H247V144H248ZM255 142L252 141V143H253L252 146L254 145ZM6 143H5V144H6ZM39 143H38V144H39ZM41 143H42V142H41ZM69 143H68V145H69ZM77 143H75V144H77ZM81 143H82V142H81ZM112 143H113V142H112ZM122 143H121V144H122ZM129 143H130V142H129ZM223 143H224V142H223ZM226 143H227V142H226ZM226 143L224 144L225 146H224L222 143H221L219 146L223 145V146H221V147H226V148H231V149H232V146H231V147H228V146H226ZM229 143H230V141H229ZM240 143H241V142H240ZM242 143H241V145H242ZM250 143H251V142H250ZM261 143H264V142H261ZM72 144H73V143H72ZM92 144H93V143H92ZM119 144H120V143H119ZM119 144H116V146H117V145L119 146ZM121 144H120V146H119L120 148H121V146H123V145H121ZM131 144H132V143H131ZM227 144H228V143H227ZM230 144H231V143H230ZM234 144H236V143H234ZM243 144H244V143H243ZM247 144H246V145H247ZM10 145H11V144H10ZM81 145H82V144H81ZM146 145H147V144H146ZM179 145L181 146V145H183V144L179 143ZM228 145H229V144H228ZM241 145H240V146H241ZM249 145H250V144H248V146H249ZM260 145H261V144H260ZM8 146H9V145H8ZM32 146H35V145H32ZM52 146H53V145H52ZM55 146H58V145H55ZM55 146H53V147H55ZM59 146H60V145H59ZM71 146H72V145H71ZM73 146H74V144H73ZM76 146H77V145H76ZM76 146H75V147H76ZM78 146H80V144H79ZM85 146H86V145H85ZM93 146H94V145H93ZM102 146H103V145H102ZM111 146H112V145H111ZM130 146H131V145H130ZM130 146H129V148H130ZM132 146H133V145H132ZM185 146H186V145H185ZM185 146H184V148H185ZM243 146L245 147V144L242 145V147H243ZM250 146H251V145H250ZM250 146H249V147H250ZM255 146H256V144H255ZM6 147H7V146H6ZM44 147H45V146H44ZM68 147H69V146H68ZM87 147H88V146H87ZM97 147H98V146H97ZM106 147H107V146H106ZM112 147H113V146H112ZM119 147H117V148H119ZM127 147H128V145H127ZM186 147H187V146H186ZM244 147H243V148H240L242 151H241L239 154H241V153L243 152V150L246 149V148H244ZM249 147H247V148L250 149L251 151H252V149H255V148H252V149H251V147H250V148H249ZM253 147H254V146H253ZM257 147H256V148H257ZM25 148H27V147H25ZM30 148H32V147H30ZM70 148H71V150L73 149L72 147H70ZM70 148H69V149H70ZM84 148H85V147H84ZM84 148H83V149H84ZM88 148H89V147H88ZM88 148H86V149H88ZM104 148H105V147H103L102 149H104ZM107 148H108V147H107ZM132 148H134V147H132ZM226 148H224V149L226 150ZM233 148H234V147H233ZM60 149H61L60 147H56V148L54 149L55 153L58 154V152L60 151ZM83 149H81V150H83ZM91 149H92V148H91ZM93 149H94V147H93ZM96 149H97V148H96ZM113 149H115V147H113ZM113 149H112V151H114ZM122 149H124V147H123ZM122 149H121V150H122ZM186 149H187V148H186ZM198 149H199V148H198ZM215 149H216V148H215ZM224 149H223V150H224ZM231 149H229V150L231 151ZM248 149H246V151H248ZM258 149H259V148H258ZM261 149H262V145H261ZM27 150H28V149H27ZM33 150L35 151V149H33ZM49 150H50V149H49ZM52 150H53V149H52ZM61 150H62V149H61ZM66 150H67V149H66ZM71 150H70V151H71ZM74 150H75V149H74ZM76 150H77V149H76ZM88 150H90V149H88ZM97 150H98V149H97ZM105 150H106V148H105ZM126 150H127V149H126ZM229 150H228V151H229ZM255 150H257V149H255ZM262 150H264V149H262ZM67 151H68V150H67ZM79 151H80V148H79ZM92 151H93V150H91L90 152H92ZM102 151H104V150H102ZM108 151H109V149H107V151H105V153H107ZM115 151H116V150H115ZM122 151H124V150H122ZM230 151L228 152L229 155H230ZM253 151H254V150H253ZM253 151H252V152H253ZM258 151L261 152L260 150H258ZM5 152L8 153L9 151H7V149H6ZM36 152H37V151H36ZM50 152H51V151H50ZM98 152H99V151H98ZM194 152H197L198 154H200L199 151H197V149H196V151H194ZM194 152H192V155H193ZM226 152H227V151H226ZM226 152H225V153H226ZM255 152H257V151H254V153H255ZM9 153H10V152H9ZM15 153H17V152H15ZM23 153H24V151H23ZM38 153H39V151H38ZM52 153H53V152H52ZM71 153H72V152H71ZM76 153H77V151H76ZM78 153H79V152H78ZM88 153H89V151H88ZM99 153H101V156H102L103 154H104L103 156H106L105 153L102 154L101 151H100ZM99 153H98V154H99ZM109 153H110V152H109ZM124 153H126V152H124ZM147 153H148V152H147ZM149 153H150V152H149ZM186 153H187V152H186ZM211 153H212V152H211ZM225 153L223 154V151H222V153L220 152V154H222V155H221L219 161H222V160H223V157H222V156L225 155ZM243 153H245V150H244ZM254 153H253V154H254ZM4 154H5V153H4ZM13 154H14V153H11V154H10L11 156H9V154H7V155L4 156V157H3V156L1 157V155H0V162H4V164H5L6 161H9V162L12 161V159L14 158V155H13ZM24 154L26 155V154H28V153H24ZM49 154H50V153H49ZM72 154H73V153H72ZM72 154H71V155H72ZM80 154H81V153H80ZM90 154H91V153H90ZM92 154H94V153H92ZM96 154H97V153H95L93 156H95ZM98 154H97V158H98ZM128 154H129V153H128ZM170 154H171V153H170ZM194 154H195V153H194ZM19 155H21V152H20ZM25 155H23V156H25ZM36 155H37V154H35V156H36ZM59 155H60V152H59ZM66 155H67V154H66ZM107 155H108V153H107ZM203 155L205 156V154H203ZM229 155H228V156H229ZM231 155H232V153H231ZM231 155H230V157H228V156H227V153H226V156H225V157L233 158L231 161H235V160L238 158V157H237L236 159H234L236 156L234 155L235 157H233V156L231 157ZM241 155H242V154H241ZM244 155H245V154H244ZM244 155H243V156H244ZM37 156H38V155H37ZM39 156H40V155H39ZM39 156H38V157H39ZM149 156H150V154H149ZM193 156H194V155H193ZM207 156H210V155L208 154ZM245 156H246V155H245ZM251 156H252L251 159H252L253 161H255V160L253 159V155H251ZM254 156L259 157V154H258V155H255V154H254ZM28 157H29V156H28ZM57 157H58V155H57ZM95 157H96V156H95ZM110 157H113V156H110ZM150 157H151V156H150ZM152 157H153V156H152ZM152 157H151V158H152ZM180 157H181V156H180ZM194 157H195V156H194ZM194 157H193V158H194ZM215 157H216V156H215ZM256 157H254V158L256 159ZM261 157H262V159H264V156H262V154H261ZM261 157H260V158H261ZM25 158H26V157H25ZM34 158H35V157H34ZM39 158H40V157H39ZM39 158H35V161H37L36 159H39ZM51 158H52V157H51ZM53 158H54V157H53ZM107 158H108V157L106 156V159H107ZM114 158H116V157L114 156ZM128 158H129V157H128ZM191 158H192V156H191ZM204 158H205V157H204ZM228 158L225 159V160L227 161ZM240 158H242V157H240ZM260 158H259V160H260ZM10 159H11V160H10ZM14 159L17 160L16 163H15V166H19V167H22L21 165H22L25 161H27L26 159H23L22 157H21V158H20V157H15ZM55 159H56V158H55ZM63 159H64V158H63ZM65 159H66V158H65ZM108 159H109V158H108ZM141 159H142V158H141ZM164 159H165V158H164ZM169 159H170V158H169ZM189 159H190V158H189ZM197 159H198V158H197ZM206 159H207V158H206ZM221 159H222V160H221ZM242 159H244V160L246 161V159L248 160V157H245V158H242ZM21 160H23V161H21ZM24 160H25V161H24ZM47 160H48V159H47ZM103 160H104V159H103ZM129 160H130V158H129ZM145 160H146V159H145ZM148 160H149V159H148ZM201 160H202V159H201ZM207 160H208V159H207ZM225 160H223V161L225 162ZM229 160H230V159H229ZM29 161H30V160H29ZM29 161H27V163H28ZM50 161H51V160H50ZM61 161H63V160H61ZM64 161H66V160H64ZM70 161H71V160H70ZM77 161H78V160H77ZM105 161H106V160H105ZM182 161H183V160H182ZM236 161H238V159H237ZM242 161H243V160H242ZM245 161H244V162H245ZM256 161H257V160H256ZM261 161H264V160H261ZM13 162H14V161H13ZM32 162H33V165H34L33 158H32ZM159 162H160V161H159ZM197 162H198V161H197ZM202 162H204V161H201L200 163H202ZM205 162L207 163V161H205ZM212 162H214V160H213ZM246 162H247V161H246ZM90 163H91V162H90ZM200 163H199V164H200ZM218 163H220V162H218ZM236 163H238V162H236ZM247 163H248V162H247ZM11 164H12V163H11ZM11 164H10V165H6L5 168H8V167H12V166H14V165H11ZM24 164H25V163H24ZM30 164H31V162H30ZM36 164H37V162L35 163V165H36ZM38 164H39V162H38ZM38 164H37V165H38ZM40 164H41V163H40ZM195 164H196V162H195ZM195 164H194V165H195ZM242 164H243V163H242ZM35 165H34V166H35ZM209 165H211V164L209 163ZM209 165H207V167H208ZM214 165H215V164H214ZM217 165H218V164H217ZM226 165H227V163H226ZM249 165H250V160H249ZM30 166H31V165H30ZM39 166H40V165H39ZM41 166H42V165H41ZM92 166H94V165H92ZM158 166H160V165H158ZM196 166H197V165H196ZM196 166H195V167H196ZM219 166H220V165H219ZM221 166H222V165H221ZM221 166H220V167H221ZM236 166H237V165H236ZM236 166H235V167H236ZM245 166H246V164L244 165V168H245ZM90 167H91V166H90ZM142 167H143V166H142ZM188 167H189V166H188ZM200 167H203V168L205 167V168H207V167H206V164H204V165L202 164V166H200ZM210 167H211V166H210ZM215 167H216V165H215ZM222 167H223V166H222ZM224 167H226V166H224ZM241 167H242V166H241ZM37 168H38V166H37ZM227 168H228V167H227ZM227 168H226V169H227ZM229 168H231V167H229ZM233 168H234V167H233ZM39 169H40L39 172H40V174H41V175H40L41 177L34 175V178H35V179H38L37 177H39V178H41V179L46 180V179L44 178V176H46V175H50V174L52 173L51 170H50L51 168H49L47 165H46V166H43V167H39ZM39 169H38V170H39ZM151 169H152V168H151ZM195 169H198V168H195ZM234 169H235V168H234ZM6 170H7V169H6ZM88 170H89V169H88ZM90 170H93V168L90 169ZM90 170H89V171H90ZM148 170H149V169H148ZM209 170H210V169H209ZM218 170H219V169H218ZM221 170H223V169H221ZM221 170H220V171H221ZM236 170H237V169H236ZM259 170H260V169H259ZM4 171H5V170H4ZM4 171H3V172L0 171V177H5V175L8 174L7 171H5V172H4ZM15 171H16V170H15ZM15 171L12 170V171H11V174H12L13 172H15ZM86 171H87V170H86ZM144 171H145V170H144ZM154 171H155V170H154ZM199 171H200V170H199ZM211 171H212V170H211ZM223 171H225V170H223ZM227 171H228V170H227ZM227 171H225L224 173L226 174ZM229 171H230V170H229ZM239 171H240V170H239ZM249 171H250V170H249ZM6 172H7V173H6ZM17 172H18V171H17ZM87 172H88V171H87ZM90 172H91V171H90ZM99 172H100V171H99ZM149 172H150V171H149ZM149 172H148V173H149ZM207 172H208V171H207ZM232 172H233V169H232ZM236 172H237V171H236ZM246 172H247V170H246ZM19 173H20V172H19ZM96 173H97V172H96ZM128 173H129V172H128ZM130 173H131V172H130ZM213 173H214V172H213ZM227 173H229V172H227ZM11 174L9 175V178H8V179H10V181H11V179H12L11 183L8 181L7 183L0 184V186H4V187H6V188H8V189L10 188V193H11L12 199H13L14 201H16V198H15V196H16V194H15V193H16V190L20 189L21 191H25L26 188L20 186L19 183H18V181H19L20 183H22V182H21L20 180L17 181V178L14 179V177H13ZM98 174H99V173H98ZM100 174H102V173H100ZM143 174H144V172H143ZM206 174H207V173H206ZM222 174H223V172H222ZM241 174H242V173H241ZM246 174H247V173H246ZM246 174H245V175H246ZM250 174H251V173H250ZM255 174H256V173H255ZM13 175H14V173H13ZM26 175H27V174H26ZM51 175H52V174H51ZM80 175H81V173H80ZM96 175H97V174H96ZM147 175H148V174H147ZM161 175H162V174H161ZM202 175H205V174H202ZM234 175H236V174H234ZM252 175H253V174H252ZM252 175H251V176H252ZM257 175H258V173H257ZM259 175L262 176L261 179H264V175H262V174H259ZM7 176H8V175H7ZM17 176H18V175H17ZM23 176H24V175H23ZM87 176H88V175H87ZM100 176H101V175H98V177H100ZM145 176H146V174H145ZM219 176H220V175H219ZM241 176L244 177L243 175H241ZM253 176H254V175H253ZM19 177H20V176H19ZM90 177H91V176H90ZM95 177H96V176H95ZM98 177H96V181H97V178H98ZM101 177H103V176H101ZM225 177H226V176H225ZM230 177H232V176H230ZM32 178H33V177H31V176H30V177H27V176L25 177V176H24V177H23V182L26 183L27 180H32ZM73 178H74V177H73ZM77 178H78V177H77ZM144 178H145V177H144ZM200 178H201V177H200ZM206 178H207V177H206ZM223 178H224V177H223ZM18 179H19V178H18ZM69 179H71V178L69 177ZM85 179H86V177H85ZM90 179H91V178H90ZM92 179H93V177H92ZM94 179H95V178H94ZM94 179H93V180H94ZM99 179L101 180L102 178H99ZM147 179H148V178H147ZM156 179H157V177H156ZM169 179H170V178H169ZM190 179H192V178H190ZM203 179H204V178H203ZM235 179H236V178H234V180H235ZM253 179H255V178H253ZM87 180H88V179H87ZM100 180H98V181H100ZM148 180L150 181L151 179H148ZM171 180H172V179H171ZM188 180H189V179H188ZM204 180H205V179H204ZM237 180H238V178L236 179V182H237ZM239 180H240V179H239ZM249 180H250V179H249ZM60 181H62L63 183H65V182L67 183L66 179H61ZM101 181H103V180H101ZM101 181H100V182H101ZM138 181H139V180H138ZM156 181H157V180H156ZM172 181H173V180H172ZM172 181H170V182H172ZM174 181H175V180H174ZM197 181H198V180H197ZM243 181H244V180H243ZM45 182H46V181H45ZM71 182H72V181H71ZM71 182H69V183H71ZM86 182H89V180L86 181ZM140 182L143 183L144 181H140ZM150 182H152V181H150ZM150 182H149V184H150ZM164 182L166 183V181H164ZM217 182H218V181H217ZM225 182H226V181H225ZM236 182H235V183H236ZM238 182H239V181H238ZM262 182H264V181H262ZM12 183H13V184H12ZM25 183H24V184H25ZM60 183H61V182H60ZM69 183H68V184H69ZM83 183H84V182H83ZM91 183H92V182H91ZM101 183H102V182H101ZM101 183H99V184H101ZM138 183H139V182H138ZM145 183H146V182H145ZM152 183H153V182H152ZM180 183H181V182H180ZM189 183H190V182H188V184H189ZM240 183H241V182H240ZM6 184H7V185H6ZM43 184H44V183H43ZM75 184H76V183H75ZM86 184H87V183H86ZM158 184H159V183H158ZM158 184H157V185H158ZM178 184H179V183H178ZM216 184H217V183H216ZM216 184H215V185H216ZM219 184H220V183H219ZM241 184H242V183H241ZM32 185H33V184H32ZM37 185H38V184H37ZM50 185H52L53 187H55L56 184H50ZM65 185H67V184H65ZM72 185H74V183H73ZM84 185H85V184H84ZM101 185L103 186V184H101ZM143 185H144V184H143ZM147 185H148V184H147ZM150 185H151V184H150ZM153 185H154V184H153ZM161 185H162V184H161ZM169 185H170V184H169ZM173 185H175V184L173 183ZM203 185H205V184H203ZM203 185H202V186H203ZM209 185H210V184H209ZM209 185H208V187H207V185L204 186V187H207V188L209 189V188L211 187V185H210V186H209ZM215 185H214V186H215ZM227 185H229V184H227ZM232 185H233V184H232ZM246 185H249V184H246ZM250 185H251V184H250ZM19 186H20V187H19ZM56 186H59V185H56ZM63 186H64V185H63ZM68 186H69V185H68ZM81 186H82V185H81ZM85 186H86V185H85ZM95 186H96V185H95ZM138 186H139V185H138ZM144 186H145V185H144ZM216 186H217V185H216ZM219 186H220V185H219ZM221 186H223V185H221ZM235 186H236L235 188H237V186H239V184L237 183V185H235ZM47 187H48V186H46V188H47ZM49 187H50V186H49ZM60 187H62V186L60 185ZM60 187H59V188H60ZM65 187H67V186H65ZM139 187H140V186H139ZM145 187H146V186H145ZM159 187H160V186H159ZM159 187H158V188H159ZM165 187H166V185H165ZM167 187H170V186H167ZM173 187H174V186H173ZM217 187H218V186H217ZM241 187H242V186H241ZM244 187H245V186H244ZM50 188H51V187H50ZM85 188H86V187H85ZM136 188H137V187H136ZM148 188H149V187H148ZM154 188H155V187H154ZM207 188H202V187H201L202 190L200 191V193H198L199 196H198V197L196 196V198H194L193 200H188V204H186V205H189L191 208H192V207H199V206H201V207H203V209H204L205 206L209 207L208 205L212 204L211 207H212V209H215V208H216L215 210H218L220 206L222 207V205H221V203H222L221 200H223V199L225 198L226 195L224 194V195H225V196H224L223 193H221V192H220V194L217 193V192H216V193L211 192L210 190L212 189V187H211V189H209V191H208ZM250 188H251V186H250ZM259 188H260V187H259ZM29 189H30V188H29ZM38 189H39V188H38ZM67 189H68V187H67ZM151 189H152V188H151ZM165 189H166V188H165ZM216 189H217V188H216ZM223 189H224V188H223ZM231 189H232V188H231ZM238 189H240V186L238 187ZM260 189H261V188H260ZM52 190H53V192H55L54 189H52ZM97 190H98V189H97ZM158 190H160V189H158ZM217 190H218V189H217ZM219 190H220V189H219ZM225 190H226V189H225ZM233 190H234V189H233ZM235 190H237V189H235ZM258 190H259V189H258ZM38 191H39V190H38ZM40 191H41V190H40ZM74 191H76V190H74ZM74 191H73V192H74ZM77 191H79V190H77ZM92 191H93V190H92ZM92 191H90V193H91ZM95 191H96V189H95ZM151 191H152V190H151ZM212 191H213V190H212ZM255 191H257V190H255ZM259 191H261V190H259ZM34 192H35V191H34ZM34 192L32 191V193H34ZM69 192H70V191H69ZM102 192H103V191H102ZM161 192H162V191H160V193H161ZM165 192H166V190H165ZM165 192H164V193H165ZM236 192H237V191H236ZM252 192H253V191H252ZM257 192H258V191H257ZM257 192H256V193H257ZM7 193H8V192H7ZM35 193H36V192H35ZM41 193H43V194H41V195H44L43 190H42ZM71 193H72V192H71ZM75 193H77V192H75ZM79 193H81V191H80ZM90 193H89V194H90ZM92 193H94V191H93ZM98 193H99V192H97V194H98ZM156 193H157V192L155 191V194H156ZM160 193H158L157 195H159ZM166 193H167V192H166ZM209 193H210V195H209ZM226 193H227V192H226ZM238 193H239V191H238ZM238 193H237V195H238ZM254 193H255V192H254ZM38 194H39V193H38ZM45 194H46V193H45ZM54 194H56V193H54ZM86 194H88V193H86ZM100 194H101V193H100ZM213 194H214V195H213ZM221 194H222V195H221ZM32 195H33V194H32ZM62 195H63V194L60 195L61 198H62ZM82 195H83V194H82ZM160 195L163 196L164 194L161 193ZM168 195H169V194H168ZM168 195L165 194V196H168ZM171 195H172V193H171ZM175 195H176V194H175ZM177 195H179V194H177ZM229 195H231V193H230ZM237 195L235 196V198H236V197H239L240 194H239L238 196H237ZM249 195H250V194H249ZM257 195H258V193H257ZM19 196H20V195H19ZM19 196H18V197H19ZM37 196H38V195H37ZM56 196H57V195H56ZM89 196H91V195H89ZM92 196H93V195H92ZM97 196H98V195H97ZM132 196L135 197L134 195H132ZM147 196H148V195H147ZM150 196H151V195H150ZM150 196H149V197H150ZM152 196H153V195H152ZM181 196H182V195H181ZM223 196H224V197H223ZM240 196H241V195H240ZM243 196H244V195H243ZM259 196H260V195H259ZM33 197H34V195H33ZM57 197H58V196H57ZM80 197H81V195H80ZM100 197L103 198L104 195H103V197H102V196H99V199L97 198V200H98L99 202L102 203L104 200H100ZM149 197H148V199H149ZM156 197H157V196H156ZM168 197L171 198L170 195H169ZM94 198H95V197H94ZM94 198H93V200H95ZM150 198H151V197H150ZM17 199H18V198H17ZM44 199H45V198H44ZM59 199H60V198H59ZM78 199H80V198H78ZM78 199H77V200H78ZM86 199H87V198H85V200H86ZM144 199H145V198H144ZM238 199H239V198H238ZM246 199H247V198H246ZM80 200H81V199H80ZM152 200H153V199H152ZM152 200H150V201H152ZM156 200H157V199H156ZM165 200H166V202H167V197H166ZM172 200H173V199H172ZM236 200H237V198H236ZM239 200H240V199H239ZM242 200H243V199H242ZM242 200H240V201H242ZM247 200H248V199H247ZM66 201H67V200H66ZM81 201H82V200H81ZM81 201H79V202H81ZM153 201H154V200H153ZM168 201H170V203H169V202H167V203H169L170 206H171V202H172V201H171L170 199H169ZM176 201H177V200H176ZM176 201H175V202H176ZM237 201H238V200H237ZM237 201H236L235 205H236V206H237V205L240 206V202H237ZM251 201H252V200H251ZM253 201H254V200H253ZM64 202H65V201H64ZM89 202H90V201H89ZM147 202H148V201H147ZM177 202H178V201H177ZM177 202H176V203H177ZM226 202H227V201H226ZM232 202H233V201H232ZM232 202H231V203H232ZM244 202H246V204L249 203V202L247 203V201H244ZM244 202H241V203L245 204ZM62 203H63V202H62ZM77 203H78V201H77ZM96 203H97V202H96ZM104 203H105V202H104ZM104 203H103V204H104ZM164 203H165V202H164ZM172 203H174V200H173ZM176 203L173 204V206H174V205H177ZM214 203H216V204H214ZM217 203L220 204V205H218ZM233 203H234V202H233ZM262 203H264V202H262ZM1 204H2V203H1ZM16 204H17V203H14V206H15ZM18 204H19V203H18ZM18 204H17V206L19 207ZM27 204H29V203H27ZM30 204H32V203H30ZM79 204L81 205V203H79ZM87 204H88V203H87ZM115 204H116V203H115ZM115 204H114V205H115ZM169 204H168V205H169ZM178 204H181V203H178ZM213 204H214V206L216 205L215 208L213 207ZM224 204H225V203H224ZM246 204H245V205H246ZM252 204H254V203L252 202ZM252 204H250V208L253 207ZM12 205H13V204H12ZM20 205H21V202H20ZM23 205L26 206L25 203H24ZM23 205H21V206H23ZM64 205H65V203H64ZM67 205H68V204H67ZM83 205L86 206V203L83 204ZM83 205H81V206H83ZM88 205H89V204H88ZM97 205H99V204H97ZM144 205H147V203L144 204ZM149 205L152 206L151 204H148V206H149ZM153 205H154V204H153ZM217 205H218L219 207H217ZM235 205H234L233 209L235 208ZM95 206H96V205H95ZM129 206H130V205H129ZM148 206H147V207H144V206H143L142 208H148ZM223 206H225V205H223ZM230 206H231V205H230ZM260 206H261V204H260ZM262 206H264V204H262ZM66 207H67V206H66ZM91 207H92V206H91ZM99 207H101V206H99ZM99 207H98V208H99ZM102 207H103V205H102ZM102 207H101L100 209H102ZM104 207L106 208V204H105ZM154 207H155V206H154ZM156 207H157V206H156ZM171 207H172V206H171ZM175 207H176V206H175ZM207 207H205V209H206ZM211 207H210V208H211ZM1 208H2V207H1ZM61 208H62V207H61ZM72 208H73V205H72ZM87 208L90 209V207H87ZM92 208H93V207H92ZM95 208H96V207H95ZM98 208H97V209H98ZM151 208H152V207H151ZM185 208H188V207H185ZM185 208H184V210H185ZM199 208H200V207H199ZM199 208H198V210H199ZM217 208H218V209H217ZM223 208H226V207H222L221 209H223ZM231 208H232V206H231ZM254 208H255V207H254ZM254 208H253V209H254ZM257 208H258V207H257ZM2 209H3V208H2ZM58 209H59V208H58ZM66 209L68 210L69 208H66ZM73 209H74V208H73ZM97 209H96V211H97ZM153 209H154V208H153ZM153 209H151V210H153ZM157 209H161V207H160V208H157ZM168 209H169V208H168ZM181 209H183V207H182ZM200 209H201V208H200ZM205 209H204V213H211V212H209V210H210L209 208H208L209 210L206 209L208 212H205ZM221 209H220V210H221ZM242 209H243V208H240V209H238L237 211H236V210H231V212H229V213L232 214V211H233V213H234V212H236V213L239 212L237 215H239V214L241 215V210H242ZM246 209L248 210L249 207H248V208H247V207L245 208V210H244V214H245V215L248 213V211H250V210L246 211ZM80 210H81V208H80ZM80 210H79V212H80ZM90 210H91V209H90ZM148 210H149V209H148ZM186 210H187V209H186ZM186 210H185V211H186ZM224 210H225V209H223L222 212H223ZM226 210H227V209H226ZM258 210H261V209H258ZM65 211H66V210H64V212H65ZM71 211H72V210H71ZM96 211H95V212H96ZM98 211H101V210H98ZM98 211H97V212H98ZM104 211H105V209H104ZM104 211H103V213H104ZM144 211H146V210H144ZM162 211H163V210H162ZM167 211H168V210H167ZM191 211H192V210H191ZM245 211H246V212H245ZM25 212H26V211H25ZM25 212H24V213H25ZM68 212L70 213L69 210H68ZM73 212H74V211H73ZM107 212H108V211H107ZM107 212H106V213H107ZM151 212H152V211H151ZM155 212H157V211L154 210V213H155ZM160 212H161V211H160ZM168 212H170V210H169ZM200 212H202V211H200ZM222 212H221V213H222ZM225 212H226V211H225ZM225 212H224V214H223V213L220 214V216L223 217V216L225 215ZM242 212H243V211H242ZM43 213H44V212H43ZM49 213H50V212H49ZM49 213H48V214H49ZM69 213H68V214H69ZM71 213H72V212H71ZM71 213H70V214H71ZM101 213H102V211L100 212V214H101ZM161 213H162V212H161ZM214 213H215V212H214ZM219 213H220V212H219ZM229 213H228V216H229ZM236 213H234V214H236ZM16 214H17V213H16ZM40 214H41V213H40ZM64 214H65V213H64ZM68 214H67V215H68ZM72 214H73V213H72ZM77 214H78V212H77ZM97 214H98V213H97ZM167 214H168V213H167ZM177 214H178V212H177ZM179 214H182V213H179ZM179 214H178V215H179ZM184 214H185V212H184L182 215H184ZM202 214H203V213H202ZM231 214H230V215H231ZM253 214H255V213H253ZM253 214L251 213L252 216H253ZM256 214L258 215V212H257ZM13 215H14V214H13ZM37 215H38V214H37ZM46 215H47V214H46ZM46 215H45V216H46ZM50 215H51V213H50ZM104 215L106 216V214H104ZM104 215H103V216H104ZM107 215H108V214H107ZM163 215H164V214H163ZM205 215H206V214H205ZM205 215H204V216H205ZM215 215H217V214H215ZM247 215L249 216V213H248ZM247 215L244 216V215L242 214L243 217H242V216H241V217H242V218H244V217L247 218V217H248ZM10 216H11V215H10ZM22 216H23V215H22ZM24 216H25V215H24ZM28 216H29V215H28ZM60 216H61V214L59 213V217H60ZM65 216H66V215H65ZM68 216H69V215H68ZM78 216H79V215H78ZM98 216H99V214L97 215V217H98ZM109 216H110V214H109ZM139 216H140V215H139ZM220 216L218 215V218H220ZM231 216H232V215H231ZM235 216H236V215H235ZM259 216H261V215L259 214ZM11 217H12V216H11ZM15 217H16V216H15ZM32 217H33V216H32ZM51 217H52V216H51ZM53 217H54V216H53ZM59 217H58V218H59ZM66 217H67V216H66ZM69 217H71V216H69ZM238 217H239V216H238ZM238 217H237V218H238ZM249 217H250V216H249ZM256 217H258V216H256ZM262 217H264V216H262ZM71 218H73V219H71V221H78V220H74V217H71ZM75 218L77 219V217H75ZM98 218H101V217H98ZM98 218H97V219H98ZM105 218H106V220H108V219H111V216H110V218H107V216H106ZM205 218H206V217H205ZM207 218H208V217H207ZM223 218H224V217H223ZM233 218H234V216H233ZM246 218H245V219H242V220L245 221V222H247V224L249 223V225H250V222H251V223H252L251 225H253V224L255 223V225L257 226V224L259 223V224H258V226H259V225L262 223V221H264V220H260V219H262L261 217H260V218L258 217L257 219H254L255 217H252V218H250V219H246ZM32 219H33V218H32ZM50 219H51V218H50ZM50 219H48V220H50ZM53 219H54V218H53ZM56 219H57V218H56ZM66 219H68V218H66ZM103 219H104V218H102L101 220H103ZM194 219H195V218H194ZM214 219H215V218H214ZM226 219H227V217H226ZM239 219H241V218L239 217ZM239 219H238V220H239ZM258 219H259V220H258ZM8 220L11 221L10 218H9ZM45 220H46V219H44V221H45ZM99 220H100V219H98V221H99ZM104 220H105V219H104ZM104 220H103V221H104ZM207 220H208V219H207ZM228 220H229V219H228ZM231 220H232V219H231ZM233 220H234V219H233ZM238 220H237V221H238ZM242 220L239 221V222H240V223L243 222ZM6 221H7V220H6ZM39 221H40V223H41V220H39ZM39 221H38V222L36 221V222L39 223ZM57 221H58V220H57ZM69 221H70V220L68 219L67 222H69ZM83 221L85 222L86 220H82L81 222H83ZM108 221H109V220H108ZM108 221H106V223H107ZM186 221H187V220H186ZM186 221H185V222H186ZM213 221H214V220H213ZM216 221H217V220H216ZM220 221H222V220L220 219ZM32 222H34V223H35L34 225H37L36 227L39 228V227H38V224H37L35 221H32ZM54 222H56V221H54ZM59 222H60V221H59ZM78 222H80V221H78ZM78 222H77V223H78ZM88 222H89V221H88ZM90 222H92V221H90ZM200 222H201V221H200ZM203 222H205V221H203ZM206 222H207V221H206ZM231 222H232V221H231ZM40 223H39V226H41L44 222H43L41 225H40ZM70 223H72V222H70ZM155 223H156V222H155ZM174 223H175V222H174ZM207 223H210V222H207ZM221 223L223 224V222H221ZM237 223H238V222H237ZM240 223H238V224H240ZM243 223H244V222H243ZM243 223H242L241 225H239V226H242V227L245 226V223H244V224H243ZM256 223H257V224H256ZM8 224H9V223H8ZM8 224H7V225H8ZM11 224H12V223H11ZM56 224H57V222L55 223V225H56ZM58 224H59V223H58ZM58 224H57V225H58ZM75 224H76V222H75ZM85 224H88V223L86 222ZM100 224H101V223H100ZM182 224H183V223H182ZM201 224H202V222H201ZM218 224H219V223H218ZM225 224H226V223H225ZM225 224H224L223 227H225ZM231 224H232V223H231ZM234 224H235V223H233V228H234ZM238 224H236V226H238ZM247 224H246V226H248ZM1 225H2V224H1ZM4 225H6V222H5ZM4 225H3V227H4ZM57 225H56V226H57ZM63 225H64V224H63ZM63 225H60V226H63ZM82 225H84V223H83ZM173 225H174V224H173ZM204 225H206V223H205ZM209 225H210V224H209ZM45 226H46V225H45ZM131 226H132V225H131ZM214 226H215V225H214ZM229 226H230V224H229ZM246 226H245V227H246ZM253 226H254V225H253ZM1 227H2V226H1ZM11 227H12V226H11ZM34 227H35V226H34ZM48 227H50V225L47 226L46 229H48ZM51 227H54V225H52ZM63 227H64V226H63ZM179 227H181V226H179ZM204 227H205V226H204ZM226 227H227V226H226ZM245 227H243V229H244ZM251 227H252V226H251ZM251 227H250V228H251ZM262 227H264V225L261 224V228H262ZM4 228H5V227H4ZM6 228H7V226H6ZM17 228H18V227H17ZM57 228H58V226L56 227V230L58 231L59 228H58V229H57ZM239 228H241V227H239ZM257 228H258V230L261 229V228L259 229V227H257ZM25 229H26V228H25ZM43 229H44V228H42V230H43ZM61 229H62V228H61ZM248 229H249V228H248ZM252 229H253V228H251V230H252ZM3 230H5V229H3ZM6 230H7V229H6ZM26 230H27V229H26ZM31 230H32V229H31ZM31 230H29V231H31ZM36 230H37V229H36ZM52 230L55 232L54 229H52ZM241 230H242V229H241ZM245 230H246V229H245ZM245 230H244V231H245ZM262 230H264V229H262ZM33 231H34V230H33ZM37 231H38V230H37ZM47 231H48V230H46L45 232H47ZM49 231H51V230H49ZM57 231H56V234H58ZM59 231H60V230H59ZM209 231H210V230H209ZM248 231H249V230H248ZM248 231H247V232H248ZM253 231H255V229L252 230V232H251L252 234L250 233L251 235H253ZM256 231H257V230H256ZM1 232H2V229H0V233H1ZM205 232H206V231H205ZM260 232H261V231H260ZM6 233H7V232H6ZM39 233H40V231H39ZM49 233L53 235V232H52V233L49 232ZM206 233H207V232H206ZM243 233H244V232H243ZM255 233H257V234H259V235H260L261 233H259V231H258V232H254L255 237L258 239L259 236L257 237V236H256L257 234H255ZM42 234H44V233L42 232ZM45 234H47V235H45V236L43 235V237H42V241H43L44 243H47L48 245L50 244V246H51V248H52V245H53L52 243L55 242V241L53 240V238H55L56 236L54 235V237L52 238L51 236H48V235H50V234H48V232L45 233ZM59 234H60V232H59ZM59 234H58V235H59ZM237 234H238V233H237ZM34 235H35V233H34ZM36 235H37V234H36ZM245 235H246V234H245ZM247 235H249V234H247ZM254 235H253V236H254ZM1 236H2V235H1ZM253 236H252V237H253ZM2 237H3V236H2ZM2 237H1V238H2ZM4 237H5V236H4ZM38 237H39V235H38ZM38 237H37V238H38ZM108 237H109V236H108ZM208 237H209V236H208ZM248 237H249V236H248ZM39 238H40V237H39ZM250 238H251V237H250ZM256 238H255V239H256ZM110 239H111V236H110ZM118 239H119V238H118ZM201 239H202V238H201ZM257 239H256V240H257ZM196 240H197V239H196ZM198 240H199V239H198ZM203 240H204V239H203ZM259 240H260V238L258 239V241H259ZM53 241H54V242H53ZM59 241H60V240H59ZM224 241H225V240H224ZM260 241H261V240H260ZM260 241H259V243H260ZM110 242H111V241H110ZM113 242H114V241H113ZM207 242H208V241H207ZM222 242H223V241H222ZM227 242H228V241H227ZM7 243H8V242H7ZM58 243H59V242H58ZM84 243H85V245H87V246H84V245H83L84 248L86 247L85 250L89 251V250H88L89 248H87V247H88L89 244H91V242L86 241V242H84ZM86 243H87V244H86ZM246 243H247V241H246ZM259 243H258V244H259ZM102 244H103V243H102ZM104 244H105V243H104ZM107 244H109V243H107ZM223 244H224V242H223ZM226 244H227V243H226ZM247 244H248V243H247ZM250 244H252V241H251ZM12 245H13V244H12ZM32 245H33V244H32ZM54 245L57 246L56 244H54ZM60 245H61V244H59V246H60ZM113 245H114V244H113ZM113 245H111V247H112ZM224 245H225V244H224ZM224 245H223V246H224ZM45 246H47V245H45ZM45 246H44V248H45ZM83 246H82V249H81L80 254L83 253V250H84ZM91 246H94V245H90V249L92 250L93 247H91ZM100 246H101V245H100ZM103 246H105V247L107 248L109 245H108V246H107V245H103ZM103 246H101V247H103ZM223 246H221V247H223ZM262 246H264V245H262ZM114 247H115V246H114ZM114 247H113V250L115 249ZM240 247H241V246H240ZM249 247H251V246H249ZM249 247H248V248H249ZM254 247H256V246H253V245H252V249L250 248V251H247V252H250V253H251V250H252V253L254 254V253L257 251V249H255L256 251L253 252V250H254L253 248H254ZM258 247H259V246H258ZM13 248H14V247H13ZM16 248H17V247H16ZM42 248H43V247H42ZM94 248H95V247H94ZM259 248H260V247H259ZM116 249H118V248H116ZM116 249H115V250H116ZM119 249H120V248H119ZM121 249H122V248H121ZM244 249H245V248H244ZM262 249H264V248H262ZM6 250H7V249H6ZM34 250H36V252H37V250H38V253L40 252V254L43 253V252L40 251L41 249L39 248V246H38V245H35V244H34ZM43 250H44V249H43ZM63 250H64V249H63ZM100 250H101V248H100ZM104 250H105V248L103 247V250H101V255H102V253H104V252H108V253H109V251H107V249H106V251H104ZM123 250H124V249H122V252H120L119 254H121V253H123V252L125 251V250H124V251H123ZM126 250H127V249H126ZM165 250H166V249H165ZM191 250H192V249H191ZM218 250H219V249H218ZM2 251H3V250H2ZM55 251H57V250H55ZM55 251H53L52 254L55 255L54 258L56 259V257H59V256H58L59 253H58V255L56 256L57 252H55ZM102 251H103V252H102ZM166 251H167V250H166ZM184 251H185V250H184ZM243 251H244V250H243ZM243 251H242V254H240V256H246V255H247V254L243 253ZM260 251H261V249H260ZM113 252H114V251H112V252H110V253L113 255ZM117 252H118V251H117ZM182 252H183V250H181V252H180V251H173V252L171 251V252L167 253V256L170 255V256H169L170 260H169V258H168L167 256H166V258H168V260L171 261L170 263H167V264H264V256H261V257L259 256L258 259H256V258H255V259H254V258L251 259V257H249V258L247 257V259H246V258L244 257V258L246 259V260L244 259V261H243V258H241V260H236V261H233V262H230V261L228 262L227 260H226L227 262H226V261H225V262H221V261H220V262H217V260H215V259H217V258H213V257L210 258L211 256L209 257V259H208V257H207V259H206L205 257L202 258V256H205V254H204V255L202 254L203 251H202V253H200L201 250H200V252H190V251L188 252V251H186V252H185V256H189L191 259L193 258V260L188 261L189 259L186 258L187 261H184V260H186V259H184V260L182 261V259L184 258V257L182 258V255H183ZM210 252H211V251H210ZM17 253H18V252H17ZM33 253H34V251H33ZM63 253H64V251H63ZM63 253L60 252V254H61L60 256H62ZM88 253H90V251H89ZM108 253H105V254H107V255H109V256L112 257V255H110V254H108ZM159 253H160V252H159ZM183 253H184V252H183ZM237 253H239V251H238ZM237 253H236V254H237ZM240 253H241V252H240ZM262 253H264V252H262ZM262 253H259V254H262ZM11 254H12V252H11ZM40 254H39V255H40ZM117 254H118V253H117ZM117 254H116V255H117ZM181 254H182V255H181ZM211 254H212V253H211ZM256 254H258V253L256 252L255 255H256ZM36 255H37V254H36ZM41 255H42V254H41ZM88 255H89V254H88ZM163 255H164V253H163ZM222 255H224V254H222ZM226 255H227V254H226ZM226 255H225V256H226ZM232 255H233V254H232ZM248 255H249V254H248ZM251 255H252V254H251ZM109 256H107V257H109ZM228 256H229V255H228ZM5 257H6V256H5ZM23 257H24V256H22V255H16L15 253H14L13 255H11V257H8V258H2V257H0V264H63L62 262H47V261H43V260H47L48 258H51V257H46V256L44 257L43 255L40 256V257L38 256V259H39V260H38V259H37V260H27V259H26L27 257H24V258H23ZM114 257H115V256H114ZM163 257H164V256H163ZM214 257H215V256H214ZM236 257H238V256H236ZM252 257H253V256H252ZM255 257H256V256H255ZM36 258H37V257H36ZM54 258H52V259L54 260ZM89 258H90V257H89ZM218 258H219V257H218ZM226 258H228V257H226ZM58 259H61V257L58 258ZM205 259H206V260H205ZM230 259H231V257H230ZM239 259H240V258H239ZM102 260H103V259H102ZM232 260H234V259H232ZM58 261H61V260H58ZM131 261H132V260H131ZM123 262H124V261H123ZM176 262H177V263H176ZM153 263H154V262H153ZM64 264H65V263H64ZM84 264H85V263H84ZM165 264H166V263H165Z\"/></svg>", "mask_w": 264, "mask_h": 264}]
</instances>
